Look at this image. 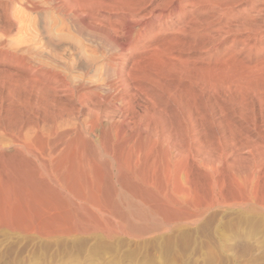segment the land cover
I'll list each match as a JSON object with an SVG mask.
<instances>
[{"label": "rangeland", "instance_id": "374dc122", "mask_svg": "<svg viewBox=\"0 0 264 264\" xmlns=\"http://www.w3.org/2000/svg\"><path fill=\"white\" fill-rule=\"evenodd\" d=\"M131 1H134L135 3L138 4V5L135 4V6H133L134 2L130 3L129 7L130 8L132 7V9H134V7L137 8V7L141 6V4H143L144 2L149 1V0H144L143 3H142L143 0H131ZM165 1L166 0H152L151 1L152 3L150 2L151 3L150 6H155V5H157V3L159 4V2H163V4H165V3H168L171 0H169V1L167 0L168 2L167 1L165 2ZM177 1H178L177 4H179L180 9L182 8L178 12L182 11V13H185V17H184L185 21L187 19V20H190V22H196V24L201 22L202 25H205L204 22H206V20H207V24H208L209 27H205L206 26L205 25V26H202V28H203V29L201 28L202 30L199 29L200 31L199 30L198 31H196V30H193V31L192 30H187V33H185V31L179 33V31L178 32L176 31L179 26H177V24H175V22H173V23H169V26H168L167 29L162 30L159 35L154 37L156 39H153L152 43L154 44L156 42L155 45H158V44H159V46L167 45L166 43L162 44L164 42L162 36L165 38V40H169L168 43L170 42V39H171V43L170 44L174 45L173 42L176 43V41H173V40H176L177 37H175V39L174 38H170V37L171 36L174 37V35L176 33H179L178 34L179 35L178 38H180V39L182 38L181 41H180V39H178L179 41H177L178 43L181 42L179 44L180 47H179V45H177L178 43L175 44L176 46H178L177 48L175 46L172 47L170 45L173 48L172 51L174 50L173 53H175V56H173V57H177L181 53L183 56L180 55V57L182 59L187 58L186 59L187 66H189L187 68V70H185L183 68H180L179 71L176 72L175 71V70H177L176 68L178 66L180 67V65L175 62L174 65H173L174 67L172 66V64H171L170 67L168 66V68H170L171 71H169V69H168V71H167L168 73H166V71H165V73L163 72L164 74L159 72L161 75L158 72L157 73L155 72L156 74H154L153 72H148V71H146V70H144L142 68L145 65L144 63H146V61H144L145 58H143V57H145V55L148 52V51L146 52V50H142L143 48L141 46L142 45L144 46V44H145L144 42H141L140 45L138 44L137 53L130 52V51H132L130 49L126 50V51H124V50L122 51V48H120L121 46L119 47V45L121 43L118 44L119 43L118 42L117 45H115L116 44L115 41L114 42L113 41L110 42L108 39H102V41H101V38L99 37V35L96 36V37H95V35H92L90 37L91 34L89 33V30L88 29L86 30L85 28H83L89 33V37H88V33L84 30V32H85V34H84V32H82L83 29L81 30L79 28V25L70 24L61 15H58L57 13H54V11H52V10H47V11L43 12L41 14V16H40V14H38L36 12H33V11H28L27 10L28 11L27 12L26 9L22 7L24 9V11H23L22 8L19 5H16L15 3L12 4V5H14V7L12 6L13 7L12 8L13 12L11 14H12V18L15 17V18H13L14 20L12 19V23H15L14 21H17L16 23H19L20 21L18 22V20H15V19L21 20V18H23V19L21 20V22L19 24L21 25L23 23L22 22L23 20H24V23H23V26L21 25L22 27L18 24L20 26L19 28H18V25L16 23H15L16 25L12 24V25H14V26H12L14 29L16 27L17 28L14 30L11 27V30L6 32L5 31V26H6L5 23L6 22H4L5 21L4 18L2 19V17H1L2 12L0 11V21H2V23H3L2 24L0 22L2 24V25H0V28L2 27L0 29V39L1 38L3 39V40L2 39L0 40V42H1L0 43V127H1V129H0V145H1L2 141L4 142V143L2 142L3 144L0 147V153H1L0 155H3V156L5 155L4 157L9 158V157H11L12 154H13L12 155V157H13L14 155H16L17 152H20V154L19 153L17 154L16 159H18L19 161L21 160L23 162V159H25L24 156L26 157V155L24 154V148H23L22 144L19 143V141L21 142V140L24 139V135L28 131L29 132L33 131V128L35 130L38 129V131H40V130L41 131H45V133L47 132V135L48 134L50 135L51 133L52 134L54 133V135L51 134L52 138H53V136L55 138V135H56V138H58V137H60V135H62L61 136L62 140L63 139H65V140L71 139L72 137L75 136L76 132L81 131L82 134L84 135V138L88 141V145H89V148L84 152L85 157L88 158L90 163H94L95 162L97 165L100 164L99 166L101 168L105 165V167L102 168V169H104V171L106 170L105 172H108V173H105V174H106L107 178L109 177V180H110L109 174L112 172L110 174L112 176V179H111L112 181L111 180L109 181V185L111 184L113 186V188L111 189V187H112L111 186L109 189H111L112 190L111 192L114 193L113 196L116 198V200L118 202L121 200L119 202V204L122 203L120 205L121 207L123 205V208H126V206H127L126 203L130 202V203H132L134 205V208H137L136 210H138L139 208H140V210H144L143 209L144 207H143L142 203H140L139 200L137 199V195H135L136 197H134V195H132L134 197L133 198L131 195L128 196V195L123 194V192H122L123 191L122 190V181H123L124 177L128 176L129 181L134 182V184L136 183V185H138L140 183V185L143 184L145 186H149V185L153 186L150 183L148 184V182L151 181V179L149 180V178H150L149 176H152L151 174H153L154 176H152V177L154 178V177H156L155 176L156 172L158 174V171H159L162 174L161 173L158 174L159 176H157V179L156 180H155V178H154V180L152 179L153 182H151V183L154 184L156 182L155 184L157 185V183L163 182L164 183L163 186L165 187V185H166V189H167L168 195H167V192H164V193H166V196L163 195V193H161V197L164 196V198H166L168 196L174 195L175 192L174 193L172 192L174 189H175L174 191H176V195L175 196L177 197V196H179L178 193L180 192L179 191L180 190L179 187L182 186L181 187V189H182L184 187V185H185V187L187 185L188 188L190 187L189 190L192 189L190 191V199H189L190 201H189V203H187V204L183 203L185 205L178 203L175 206H176V208L177 207L180 208L182 206V209H183V206L186 207V205L187 206L191 205V207L194 210V209H197L196 207H198L199 204H201V203L202 204L204 203L203 205L209 204L210 206H212L210 204V202H205V199L203 198V197L207 198L209 196L211 197V194L214 197L215 201L216 200H222V199L225 200V199H228V198H232L233 195L234 194L236 195V193L238 191L240 192V193L238 192L239 195L244 194V189H243L242 185H239L238 184L239 182L236 183L235 182L236 179H234L238 175L235 174V176H231L230 174L232 173V175H234V173H238L239 175H241L243 173V171H244L243 170L244 169L243 168L244 164L243 165H241V164L243 162H246V163H248V161L251 162L252 161L251 157H252V159H255V160H253L254 163L251 162V163H249V165L248 164L247 165L250 166L251 168H256V169H254L256 173H259L258 171L260 169H262L260 171L261 174L259 173L260 174L259 176H258V174H256V179H257V177H259L258 179L259 180L261 179V182H263V183H261L260 181L259 182L255 181V184H257V185H255V187L256 188L258 187L257 190H256L257 195H259L258 197L256 196L258 199L255 197V200L253 201V204H251V205L244 203L245 205H247V207L250 205L247 208L248 210L245 209L246 206L244 204L243 205H244L245 208L243 207L242 204L235 205L232 202V200H225L226 202L223 201L224 205L220 204V205H218V207L215 206V208L214 207H210L209 205H207L206 208H205V210H206L205 213L207 212V214H206L205 217L204 216L202 217V218H205V220L201 218V220L199 219V221H196L197 223L196 222H194V223L193 222H187L186 223V221H180V223H182V225L181 224L179 225L178 222H176L177 224L175 223V225L177 227L174 225V223H173V225L166 223L167 224V226H166V224L162 220L161 216L158 217V214L155 215L154 217H152V218H155L157 216V218H155L153 220H152V218H151V220L147 219L149 222L148 221H146V222H148V223H145L144 221L140 222V220H137L138 219L137 217L132 216L133 218H131L130 220H132L133 222H136V223L138 221V222L142 223V225L148 224V226H149V228L151 230H153V228H154L153 225H155V224L157 225V227H156L157 229L159 228L158 226H160V228H162V227L164 228V229L163 228L160 229V231H159V229L157 230L156 228H154L156 230H153V232L151 231L153 234L149 231L150 229L148 227L145 229L147 231H144L142 233H140L138 231H132V229H129L128 227L131 228L130 225H128V224L126 225V224L122 223L121 219L118 216H116L115 213L112 214V212H113V207L112 206H111L112 207V211L111 210H108L109 212L105 211L107 214L109 213V215H112L111 217H109L108 215L105 214V212L103 214L102 211H100L98 208H96L93 205L95 207L94 208L90 202H87L88 203L87 204L86 202L82 201L83 202L82 203L81 200H79L78 204L81 202L80 206L81 205L83 206V204H85V207L86 206L87 207L84 208V206H83V209H85L83 211V209L79 205L75 204V205H73V209L77 208V210H80V212H82V215H83V212H84V215H86V216L83 215L84 218H86L88 216V214H87L88 210L91 209V210H89V212L92 213V214L89 213V215L90 216L95 215L96 217L92 220V219H89L90 218V216H89V217H87L88 220L94 221V220H96L98 215L99 216L103 215V217H105V215H106V218L109 217V218L112 219L114 217L113 219H115L116 221L115 222H113V221L111 222V223H114V224H109L110 221H111L109 218H107V222H106V218H101V217L99 218L98 217L97 219H101L102 220V222L100 220H98V221H100L99 224H101V226L98 225L99 226L98 227L99 230L98 229L94 230L93 232H91L89 234L88 233L87 234L80 233V232L77 233V234L76 233H73V234H70V235L68 234L69 236L68 235H55V236L51 235V236H47V235H44V234H41V233H40L41 234L40 235L37 232L38 230H36V229L35 230H24V231L22 230L21 231L18 228H13V230H12L11 227L0 223V264H264V209H263L264 208V205H263L264 203H263V201L261 202V200H262L261 197L264 196V194H263L264 193V191H263L264 190L263 189V187H264V171H263L264 170V165H263L264 162H262L263 163L262 164L263 168H260L261 165L260 166L258 165L260 158H261L260 159L261 161L264 160V112H263L264 108L262 107L263 105H261V103L264 104V100H263L264 94L263 95L261 94V92H263V90H264V88H262V86L264 87V83H263L264 82V72H263L264 69L262 67H260V69H263V71H262L263 72L262 73L263 74L262 80L259 81V80L256 79V77L258 78L259 75H261V72H260L261 70L256 65H258V62H260L261 59H262L261 60V64H264V63H262L264 61V58H263L264 57V0H204V2H206V3L203 2L204 4H200L199 6H196L198 4L197 3L198 0H196V3L194 2L195 0H190V2H189V0L188 1L187 0H177ZM180 1L181 2L183 1V2L181 3ZM200 1L201 0H199V2ZM202 1L200 3H202ZM129 2H130V0H129ZM191 3H195L194 7L196 9L192 8L191 6H189V4L191 5ZM185 4H186V6H185ZM232 5H234V6H232ZM15 7H17L18 10L23 11V12H20L17 9L15 10ZM175 7L179 8L178 5H176ZM228 7H229V9H228ZM232 8H233V10H232ZM191 10H193L194 13H192ZM221 12H224V13L221 14ZM13 13H14V15H13ZM15 15H17V18H16ZM54 15H56L57 17L54 16ZM192 15H195V16L192 17ZM115 18H116V14H114L112 19H115ZM191 18L193 19V21H192ZM209 18H211V19L215 18L214 20L216 22L214 20L209 21L210 20ZM53 19H54V21H53ZM25 20H26V22H25ZM198 20H199V22H197ZM62 22H63V24H62ZM211 22L213 24H211ZM67 24H68V27L67 28L64 27V25L67 26ZM69 24H70L71 28L69 27ZM198 26H200V25L198 24ZM18 29H20L21 32ZM78 29H80V30H78ZM12 30H13L14 33L12 32ZM24 30H27V31H24ZM173 31H176L175 34H174ZM257 31L261 35H259V33ZM9 32L10 33L12 32L11 35L9 34ZM261 32H263V34ZM7 33L10 35L9 37H8ZM204 33H205V35H204ZM189 34H192V36L190 37ZM81 35H82V37H81ZM83 35H86V37L85 36L83 37ZM166 35L169 36V38ZM181 35L183 37L184 36L185 37L183 38ZM186 35L189 38L188 37L186 38ZM176 36H177V34H176ZM200 36H202V37H200ZM92 37L93 38H97V40L100 38V41L98 40L99 41L98 42L97 40L93 39ZM196 37H197V39H196ZM83 38H85V40ZM20 39H21V41H20ZM86 39H88V41L91 39L92 40V41L90 40L91 43L89 44ZM159 39H161L160 42H159ZM186 39H187V41H190V44H189V42L186 43V41H185ZM207 39L210 40L211 43L218 42L217 39H219V42H218L219 44L218 43H216V44L214 43V45L212 44L213 46L216 47V49H214L215 47L211 48L212 47L210 45L211 43L209 44V46L207 45V43L210 42V41H207ZM255 39H256V41H255ZM93 40L96 41V44H95V41H93ZM252 41H253V43H252ZM21 42H22V44H21ZM97 42H98V44H97ZM165 42H167V41H165ZM92 43H93V46H92ZM182 43L184 45H181ZM204 43H206L205 45H207L208 47L211 46L210 49L207 48V46L205 48ZM18 44H20V46ZM186 44L187 45L189 44V47L192 45L190 47L192 51L190 49L188 51L187 47H185V49H183ZM245 44H247L248 46L245 47ZM106 46H107V49H106ZM161 47H163V46H161ZM167 47H169V46L167 45ZM171 47L168 48L169 51H168V49L166 47L165 48L167 49V51L163 47L164 50L166 51V54L168 53L170 55L172 53V51H170ZM174 47L176 48V51H175ZM99 48H101V51H100ZM181 48L183 49V50H181V52L177 51L178 49H181ZM230 48H231V50H230ZM108 49H110V51H108ZM200 49H202V50L204 49L206 52L202 51ZM184 50H186L187 52H184ZM196 50H198V51H196ZM182 51L185 54L182 53ZM238 51H239V53H238ZM22 52H23V54H22ZM197 52H198V54H197ZM233 52L235 54H233ZM123 53L124 54L126 53L128 55L127 57L130 58L129 59V61H130L129 63L130 64H128L127 69L129 67H131V64L135 63V65H136L135 67L133 66L134 64L132 65V70L133 71L135 70L133 73H136L137 70L140 71L139 75H137L139 73L138 71H137L136 75L134 74L136 79H139V81L135 80V78H134V80L136 82L134 80H132V81L135 84L137 82H139V83L136 84V86L138 85L137 88H141L142 89L144 87L142 92H141V89H139L140 91H137L138 90L137 88H136L137 89L136 92H135V90L133 88H128V91H127L126 87L123 86L122 83H121L120 73L117 70L119 67L117 68V67H114V66H119V64L116 63V61H119L118 57L121 56ZM228 53L230 55H232V56L234 55V57H233L234 59H235L236 54H237L238 58L236 57L237 60H235V61L236 62L237 61H242V62L245 61L243 63L244 65L242 66L241 62H240L241 64L239 62H238L239 64L238 63L234 64V62H235V61L233 62L234 59L232 58V56L228 55ZM241 53H243V55L246 53L247 56L244 55L245 56L244 57V56H242ZM191 54L193 55L192 59H190L191 58L190 57ZM13 55L15 56L14 57L15 60L14 59L11 60V58H13ZM115 55H116V57H115ZM172 55L173 54H171V56ZM185 55H188V56H185ZM197 55H199V57ZM226 55H228L227 58H226ZM238 55H240V56H238ZM18 56H19V58L16 60V58ZM22 56L25 59H23ZM138 56H139V58H138ZM207 56H209V57H207ZM104 57H105V59H104ZM107 57H108V59H107ZM196 57H198V58H196ZM228 57H230V58H228ZM240 57H241V60H238ZM243 57H244V59H243ZM246 57H249V58L246 59ZM140 58H142V59H140ZM194 58H195V60H194ZM221 58H223V59H221ZM21 59H23V61ZM26 59H28L29 62ZM86 59H88L89 61L86 60ZM109 59H114L113 60L114 65L111 66L112 68H108V70H104L105 65L103 63H105V62L107 63V61ZM214 59L218 63L213 61ZM219 59H220V61H219ZM225 59H226L227 62L225 61ZM227 59H231L232 61H229ZM25 60H26V62H25ZM91 60L93 61V63H91L92 62ZM21 61H22V63H21ZM87 61L89 62L88 65L86 64V63H88ZM210 61H213L214 64H213V62H210ZM256 61H258V62H257L256 65H254V63ZM15 62L16 63L19 62L18 64L21 63L22 67H25V65H28L26 68H30V69L22 68L20 65L16 64ZM30 62H31V67H29L30 66ZM32 62H34V64ZM230 62H232L233 64L230 63ZM40 63L43 64V65H41ZM211 63H212L211 66H213V68L214 67L215 68L216 67L219 68L222 65L224 66L225 65L224 63H226V65L229 64L230 66L232 64V65L237 66V67L240 65L239 68L244 67L243 69L246 71L248 76H250L251 75L250 73L252 72V77L254 76L253 78H255V80H254L255 82L253 81V78H251V80H250L251 82L250 83H252V84L249 83L250 85L246 86V89H248L249 91L245 89V91L243 93H236L235 89H234L235 87L233 88V85H231V84L230 85L229 84L222 85L223 88H224V86L226 88H228V90L226 88H224L226 91L222 88L223 92L221 91V89L220 90L217 89V88H220L221 86L215 88L216 90H218V93H217V91L212 89L213 87H211L205 81H204V84H206V85H204L203 84V80L201 82V85L203 84L205 87L203 85H202L203 87H200V85H199L200 83L199 82L201 80L198 78V74H200V69H210V70L212 69V70H214L215 68L214 69L213 68H209ZM80 64L84 65V66H81ZM204 64H206L207 66L204 65ZM219 64H220V66H219ZM261 64L258 65V66H261ZM245 65H246V67H245ZM137 66H138V69L136 70ZM253 67H256V69L255 68L253 69ZM31 68L34 69L35 71L32 70ZM114 68H115V70H114ZM195 68H198L199 72H198V70L196 72ZM217 68L215 70H217ZM249 68H252L251 70H254L255 74L256 73L257 74L253 75L254 72L251 71V70H249L251 72L248 73L247 71H248ZM257 68H258V70H257ZM181 69H183V70H181ZM189 69H190V71L194 70L195 72H190ZM26 70H28V72ZM47 70H49V71H47ZM37 71L40 73V75H39V73ZM185 71L186 72L188 71L187 75H186V73H184ZM42 72H44V73L46 72L47 75L42 73ZM189 72H190V75H189ZM193 73L194 74L198 73V74L197 75H193ZM158 74H159V76H158ZM167 74H169V76H167ZM170 74H174L173 77ZM175 74L177 75V77H174ZM181 75L183 77H181ZM191 75H193V76H191ZM42 76H43L44 80H43V78H39V77H42ZM108 76H109V78H107ZM144 76L146 78H144ZM166 76L170 77V79L171 78L172 79L170 80L168 78L169 79L168 80L167 78H165ZM178 76L181 78V80H180V78ZM185 76H189V77L191 76L190 77L191 79L189 77H188V79H185ZM194 76L198 79V80L197 79L196 80L198 81L199 84L197 83V81H195V77ZM46 77H47V79H46ZM132 77H133V75H132ZM156 77H157V79H156ZM10 78L12 79L11 82L13 81V83H15L16 85L15 84H12L14 86L11 85ZM14 78H15V80H14ZM113 78H115V79H113ZM148 78H150V81H152L151 79H153V78H154V80L156 79L157 80L156 83H159V82L165 83L167 81H168V83H166V84H161L160 83L161 84V86H160L159 84L156 85L155 81H154V84L152 82L148 81L149 80ZM173 78H178V79H173ZM260 78H261V76H260ZM260 78H258V79H260ZM108 79H110V82L108 81ZM112 79L114 80V82H113ZM40 80H42V81L40 82ZM46 80H50L51 82L54 81V83H51L53 89H48L46 87V84H45ZM164 80H166V81L164 82ZM177 80H178V82H177ZM15 81H18V82H15ZM144 81H146V82H144ZM174 81L177 84L176 83L174 84ZM19 82H20V84H19ZM133 82H132V84H133ZM140 82L141 83L143 82L144 84L147 83V85L143 84L144 85L143 86L142 84H140ZM92 83L94 84V86H92L93 85ZM95 83L97 85H100L101 87L100 86H98V87L100 89L102 88V90H100L97 87V85H95ZM114 83H116V84H114ZM183 83L187 84V85H190V86L186 87ZM257 83H259L258 86H260L261 89H259L260 87L258 88L257 85L255 86V84H257ZM17 84H18L19 87L17 86ZM104 84L105 85L107 84L106 85L107 87ZM110 84H112L113 86L110 85ZM118 84H120L121 86L118 85ZM56 85H58V86H56ZM155 85L156 86L159 85V87L157 88ZM172 85L174 86L173 89H177L176 86L178 85L179 86L178 89L181 88V90H179V91L178 90H172V88H171ZM194 85H197V86H194ZM86 86H88V87H86ZM90 86L93 87V88H91ZM152 86L155 87V90H153L154 88L151 89ZM206 86L210 87L211 90H209V88H207ZM231 86H232V88H230ZM112 87H114V88H112ZM117 87H119V88L122 87V88L119 89ZM148 87L151 90H153V91L148 89ZM193 87H194V89H193ZM196 87L200 88V89H198V92H196L197 91ZM145 88L148 91L144 90ZM229 88L231 89V91H230ZM8 89H9V91H8ZM122 89H123V92H122ZM168 89L171 90L172 92L175 91L173 93L177 94L176 96H178V98H179L178 101L179 102L177 101L178 98H175L176 96H174V95H173L174 97L171 96L172 94H171V92ZM182 89H184V90H182ZM254 89H255V93H253ZM258 89L259 90L263 89V90L259 92ZM12 90L15 91V92H13ZM120 90H121V92H120ZM189 90H190L191 94L193 95V97L195 98V100L197 98L196 97V95H197V96H200L199 99L197 98V100H200L202 102L200 103L199 101L197 102V100H196V101H194L195 102L194 103L193 102L194 98H191L192 95H190ZM199 90H201V91H199ZM232 90H234L235 94L233 93ZM252 90H253V92H252ZM144 91L145 92L147 91V94ZM177 91L179 92V95H178ZM181 91H183L184 94H182ZM211 91L213 93L216 92L218 95L216 93H214L215 96H216L215 97L214 94ZM220 91L222 92V94H221ZM246 91L251 93V95L250 94L247 95L248 96V97H246L247 99L245 98L246 95L244 96V94L247 93ZM94 92H96V93L92 94ZM124 92H129L130 95L134 94V96L133 97L131 96V97L134 98V97L137 96V101L139 99V102L138 103H137V101H135L136 103L133 102L134 99L131 98L132 100H130L128 96L123 99L122 96L123 97L125 96ZM150 92H151V94H150ZM200 92H201V94H200ZM256 92H258L257 95L261 94V96L263 98L260 95H259V97H257L256 96ZM139 93L141 95H136V94H139ZM252 93L255 96L254 95L252 96ZM9 94H10V96H8ZM142 94L144 96L146 95L145 99H144V96H142ZM185 94H186L187 98L189 99V101L192 100V101H190V103L193 102V105L195 107L198 105V108L197 107L195 108L196 110L193 108L194 107L193 105H192V107H190L191 104L187 103V102H189L187 98L186 99L183 98L184 100L182 99V96L185 95ZM206 94L207 95L209 94L208 96L212 95L211 99H210V97L209 98L205 97ZM220 94L223 97L220 96ZM225 94L228 97L226 99H224L226 97ZM240 94L241 95L243 94L242 96H244V100H242V98H241L242 96ZM99 95L101 97L97 98ZM169 95L171 96V98L173 97L172 100L176 99V100H174L175 102L171 100ZM12 96H14V97H12ZM141 96L143 98H141ZM147 96H149L150 99L153 98L155 103H154V101L152 99L151 100L153 102L152 101H151L152 103L149 102L150 99L147 98ZM189 96H191V97H189ZM236 96H238V98ZM251 96L253 97V100H252ZM212 97H213V99H212ZM214 97H215V99H214ZM218 97H219V99H218ZM229 97H230V99L232 98V100L235 97L234 100H233L234 102L232 100H231L232 101L231 102ZM254 97H257L256 100H259L260 97H261L262 101H259V102L256 101V102H258V103H256ZM126 98H128V99L126 100ZM168 98H170V100ZM200 98L203 99V100H201ZM140 99H141V102H140ZM235 99H237V100H235ZM123 100L124 101L126 100L128 102L126 103V101L124 102ZM185 100L187 101L186 103L189 105V106H186V107H189V109L185 108L186 110H185V114H184V112H183L184 110H182V109H184L185 106L181 107V103L183 105H185L186 104ZM214 100H216V101H214ZM238 100H240L239 101L240 103L238 102ZM245 100L247 102L249 101V103L246 102V104H245L244 103ZM96 101H99V102H96ZM180 101H184V103L183 102L180 103ZM236 101L239 104L236 103ZM144 102H146L147 104L145 103V105H144ZM216 102H218V103H216ZM220 102H221L222 105L219 104ZM241 102L244 105H241ZM124 103H126L125 105H127L126 108L130 105L129 107L132 106L131 109L132 108L134 109V106H135L137 108V110L134 111L132 109V111H133L132 113L133 114L130 113V111H131L130 108L128 107L129 109H125ZM128 103H130V104H128ZM139 103L140 104L142 103V104L140 105ZM176 103L177 104L180 103V106H178L179 104L175 105ZM196 103H198V104H196ZM234 103L238 107V110L240 112H238L237 107H235V105H233ZM151 104H153V105H151ZM155 104L157 105V107H158V105H160L162 107L159 106L160 108L159 107L157 108V107H155L156 106ZM165 104H167V105H165ZM217 104H219V105L217 106ZM225 104L227 106L224 109ZM249 104H251L250 106H251L252 110H251L250 107H247V106H249ZM220 105H221V107L223 105L224 106L221 108ZM252 105H253V107H252ZM176 106H178V107H176ZM13 107H14V109H13ZM180 107H181V110H180ZM227 107L230 108V109L227 110ZM261 107H262V109H261ZM18 108H19L20 111L19 110L16 111V109H18ZM123 108H124V111H123ZM138 108L140 109V111L138 110ZM141 108H144V110L141 109ZM161 108H163V110ZM164 108L168 109V110L166 111ZM157 109L158 110L160 109L162 111V113L164 112V114H166V112L168 113V111H169L170 114L169 113L166 114L168 117L161 113L162 116L163 115L165 116V118L163 117L164 120L166 118H167L166 119L167 121L169 120L168 123H167V121L165 123L164 120L163 121H164L165 124L162 122V120H161L162 116L158 113V112H161V111H158ZM190 109H192V110L194 109V111H192V110L191 111L195 114V116L192 115L193 118L191 117L192 119H195V120H192V123L189 122V121H191L189 115L191 116V114H193L192 112L189 111ZM245 109L248 110V113L244 112ZM249 109L251 111H249ZM24 110L25 111L27 110V111L25 112ZM48 110H49L50 113L48 112ZM52 110H54V111H52ZM58 110L59 111L61 110V111L58 112ZM95 110H97V111H95ZM142 110H143V112H142ZM176 110H177V113L179 112L178 113L179 115L181 113L180 116L176 113ZM235 110H236V112H235ZM10 111L11 112L13 111V113H11ZM18 111L20 113H22L24 116H22V114H20V116H18V114H19ZM155 111H157V112H155ZM51 112H53V113H51ZM96 112H98V113H96ZM134 112L135 113L137 112V113L135 114ZM149 112H151V113H149ZM154 112L156 113L155 116L153 115ZM186 112H188L190 114L188 115V114H186ZM242 112H244L245 114H243ZM47 113L50 114V115H48ZM54 113H56V114L59 113L58 114L59 116L54 114ZM60 113H62L63 115L60 114ZM10 114H12V115H10ZM33 114H35V115H33ZM158 114L160 116V119L158 117ZM219 114H221V115H219ZM36 115H37L38 118L35 117ZM54 115H56L55 116L56 118L54 117ZM60 115H62V116H60ZM136 115H138L139 118L135 117ZM185 115L186 116L188 115V117H186ZM222 115H224V116H222ZM247 115H249V116H247ZM12 116H14V117H12ZM15 116H17V117H15ZM33 116H34V118L39 119V120L34 119ZM45 116H46V118H45ZM49 116H51V117H49ZM95 116H98V120H99L98 121V123H99L98 125L100 127V130H99V132H97V134L96 133H91V130H90V128L92 129V125H93ZM141 116L144 117V118H140ZM57 117H59V118H57ZM62 117L64 118V120H63ZM220 117H223V118H220ZM20 118H21V120H19ZM51 118H53V120H55V119L56 120L53 121ZM182 118H184V119L182 120ZM187 118H188V120H187ZM250 118H252V119H250ZM44 119H45L46 122L43 121ZM201 119H204L203 122H202ZM50 120H52V122ZM146 120H149V121L147 122ZM158 120H161L162 123L160 121H158ZM205 120H207V121H205ZM222 120H223V123L221 122ZM19 121H20V124H19ZM27 121L30 122L31 124L30 123L27 124ZM33 121H35V122L33 123ZM37 121H39L40 123L37 122ZM47 121H48V124H47ZM193 121H196V122H194V123H196V125L194 124L195 128H193V126H194L193 125ZM199 121H201V123H199V125H198L197 122H199ZM228 121H230L231 124ZM50 122H51V124H50ZM155 122H157V123H155ZM59 123H60V125L61 124L64 125L66 128L69 127V129H70V127H71V129L70 130L66 129L65 127H63L61 125L62 129H60V130H64V129L65 130L63 131L64 133H62V131L59 132V130L58 131L56 130L57 128L58 129L60 128ZM65 123L66 124L70 123L71 125L68 124L66 126ZM153 123H154V125H153ZM189 123L191 124L192 127L190 126ZM203 123H205V125L203 126L204 127V130H203L204 132L201 131L203 129V127H202ZM17 124L21 125V126L23 125V126L21 127V126H18ZM35 124H37V125H35ZM40 124L42 125V128H41ZM166 124L169 125L170 129L167 127ZM250 124H253L254 126L250 125ZM10 125H13V126H10ZM24 125H27V126L31 125L32 127L29 126L28 129H27V126H24ZM49 125H50V127H49ZM57 125H59V126H57ZM101 125L102 126L104 125V126L102 127ZM230 125L234 129L235 128L236 129L233 130V128L230 127ZM234 125H235V127H234ZM72 126H73V128H72ZM183 126H185L186 129ZM197 126H199L198 127L199 131L197 132V134H199V133L201 134V132H202V135L199 134V136H197V134H196V131L198 130V129H196ZM249 126H251L252 128H250ZM16 127L19 128V129H17ZM43 127L44 128L46 127V130ZM47 127H49L50 129L49 128L47 129ZM105 127H106V129H105L106 131L104 130ZM165 127H167V128H165ZM179 127H180V129L182 127L184 129V131L186 130V133L183 132V129H181L182 131L180 130V132L183 133V134L181 133L183 136L179 135V138H183L184 137L185 140L184 139L183 140L185 142L186 141L189 142V146H188L189 152L187 150H184V152H186L187 156L186 155L177 154V152H179V153L183 152V151L180 152L179 148H181L180 146H182L185 143H184V141H182V139H181L182 142H180L179 139H176L177 142H174L173 140H174L175 137L173 138L171 136V134H170L171 132L169 133L170 136H171L170 143L165 142V139H168L166 137L168 135L167 134L168 132H166V131H172V133L173 132H177V131L179 132V129H178ZM190 127L192 128L191 130L194 129L193 130L194 132L190 131ZM2 128H4V129H2ZM171 128H173L175 130L173 131V130H171ZM176 128L178 130H176ZM225 128H226V131H225ZM15 129H16V131H14ZM101 129H103V130L101 131ZM165 129H167V130H165ZM47 130H49L50 132L48 133ZM187 130H189V134H188ZM51 131H53V132H51ZM100 131L101 132L104 131L105 133L104 132L101 133ZM108 131L110 133L111 132L112 133L110 134ZM6 132H7V134H9L11 132L9 135H7L8 137L11 136L10 138H8L7 136H5V137L2 136V133L5 134ZM17 132L20 133V134H18ZM23 132H24V134H23ZM106 132H107L108 135H106ZM163 132L164 133L166 132L165 136L163 135L164 134ZM14 133L17 136H20V138L18 137L19 140H18V138H15L16 135ZM194 133H195V135H194ZM203 133H205V134H203ZM12 134H13V136H12ZM57 134H59V135H57ZM95 134L98 135V138H96L97 136ZM109 134L112 135L111 138H110ZM247 135L249 136V138L247 137ZM192 136H195V139ZM99 137H101V138H99ZM102 137H103V139H102ZM104 137H107V138H104ZM232 137H233V140H232ZM242 137H246V138H243L244 141L242 140ZM3 138H6L7 140L5 141ZM11 138H14L13 139L14 141ZM196 138H197V140H196ZM228 138H229V140H228ZM245 139H247V140L245 141ZM248 139L249 140L252 139V141L250 140V142L254 146H256V148L254 147V149L256 151H258V152H254L253 153V151H255V150H252L253 145L249 144L250 142H249ZM17 140H18V142H17ZM149 140H152V141L155 140L156 141V146H155V148H153L151 150L150 155H154L155 154V155L158 156V154H159V157L163 159L165 157V153L164 152L166 151V154H169L170 150H171V149L169 150V148L170 147L172 148L173 145L176 144V146H178V147H176V146L175 147L178 149V151H176L177 149L173 150V155L176 158L178 157L177 158L178 161L180 160L179 157H183L184 160L187 161L186 164L184 163V160H183V163H181L182 159H183V158H181V160L178 163L175 164L176 166L178 165V167L179 166L181 167V168L179 167V170L177 169L178 167L176 168V167H174L175 166L174 165V166L170 167V171H167V168H166L167 166L165 164L166 162L163 161V162H165V163H162V164H164L163 165L164 167H161V165L157 164L156 167L158 169L155 168L154 170H158V171H154L148 165L144 166L141 163H140V165H135V164H132V163H128V164L121 163V159H120L121 155L120 154H123V159H124L126 154H128V153L131 154V152L133 150H138L139 147L143 146L144 142H146V141L149 142ZM192 140H194V141L196 140L195 143ZM199 140H201L204 144L202 142L199 143L200 142ZM12 141L15 142V143L11 144ZM191 141H192V143H191L192 146L190 144ZM247 141L249 142L248 143L249 147H246V146H248V145L245 144V143H247ZM253 141H254V143H253ZM226 142H227V144H226ZM163 143H166L168 145H171L173 143V145H171V146L167 145L166 146V144L164 145ZM177 143H179V144L177 145ZM196 143L199 144V145L203 144V145H201V148L205 145L202 148L204 151L202 150V152H201V149L199 148V146ZM16 144L18 146H16ZM236 144H238V146ZM19 145H21V146H19ZM207 145L209 147H211V148L208 149L209 147ZM3 146L5 148H3ZM17 147H19V151L16 150V149H18ZM167 147H169V148H167ZM236 147H238V148H236ZM196 148L199 149V150H196ZM206 148L208 150H205ZM218 148H219V150H218ZM230 148H232V149H230ZM242 148H244V149H242ZM20 149L22 151H20ZM239 149L241 151L243 150V152H241ZM246 149H248V150H246ZM190 150H192V151H190ZM9 151H11V152H9ZM12 151H14V152H12ZM174 151L176 152L175 154H174ZM209 151H210L209 155L212 154V155H210L212 157L207 155ZM234 151H235V154L237 156L234 154ZM204 152H205V155L203 154ZM249 152L253 153L254 155L255 154H257V155L256 156H254V155L250 156V155H248V154H250ZM260 152H263V153L258 155V153H260ZM64 153L65 154H72V151L69 152L68 150H65L63 152V154ZM189 153H191L192 156ZM201 153H202V155H201ZM221 153H223V154H221ZM51 154H53V153L50 152V155H49V158H48V161H47L48 165H46V166L49 167V168H47V171L48 170L50 171V169H51L52 173L50 172L51 173L50 174V173H48L49 171L47 172L45 170L46 171L45 175H46V173H47V175H46V179L44 181V184L46 185L47 182L50 183L51 185L50 184H47V185H49L50 187L53 186L52 188H50V190L53 189L54 191H56V192H54L53 190H51V191H53V193H57L59 196L65 198V199L66 198L68 199L69 197L71 198V197L74 196V194L72 195L70 190H68L69 189V185L68 184H64L65 182L61 178L63 174L60 173V171L57 170V169H55V171H54V168H57V166H56L57 161H55V159L57 160V158H55L57 155L53 154V155H55V157H52L53 155L51 156ZM161 155H162V157H161ZM234 155L236 156L235 158H234ZM189 156H191L193 160H191L189 158ZM200 156H202V158ZM203 156H205V157H203ZM239 156H241L240 160H241L242 157H244L243 158L244 160L242 159L239 162L236 159ZM245 156L247 158L250 157V158H248L249 160L246 159L247 161H245V158H246ZM213 157L215 159H212ZM217 157H218L219 160L216 159ZM232 157H233V161L236 160L238 162L235 161V163L233 164V161L231 159ZM253 157H255V158H253ZM205 159L209 160V161H206ZM210 159H212L213 161L211 160V162H210ZM189 160H191L192 162L189 161ZM215 160H216V162H215ZM220 160L223 161V162H221V164H220ZM54 161H55L56 164L54 163ZM224 161H226V162H224ZM227 161L230 162V163H228ZM257 161H258V164H256ZM49 162H50V164H49ZM102 162H103V164H102ZM179 163H181L182 166ZM188 163H189V165H188ZM205 163L208 164L209 166H206ZM224 163H225V165L227 164L226 165L227 170L228 171H230V170L232 171V172H229V174H228V171L224 167L225 166ZM195 164H197V165H195ZM213 164H217V165L215 166ZM236 164H238V165H236ZM250 164H252V165H250ZM50 165H52V166H50ZM119 165H121V166H119ZM228 165L229 166L231 165L230 166L231 169H228L229 168V167H227ZM247 165H245V166H247ZM213 166H215V167L213 168ZM236 166H238L237 169H239V170H236ZM252 166H254V167H252ZM29 167L28 168L26 167L25 170L27 171V169H30L27 172L29 174H31L32 166H29ZM159 167H160V169H159ZM182 167L184 168V170H182ZM188 167H189V169L192 168L194 171L193 170L189 171ZM222 167H224L223 169H225L226 171L225 170L223 171ZM175 168H176V170H174ZM240 168H242V170H243L242 173H239L241 171ZM257 168H260V169H258V171H257ZM141 169H144L145 174H146V171H147V173L148 172H154L155 174L154 173L146 174V176L148 175L147 177H149L147 179V177H142L143 175L138 173L139 170H141ZM215 169L217 170L216 172H215ZM212 170L214 171L215 174L213 173ZM233 170H236L238 172L233 171ZM134 171L136 172V177H135L136 179L134 178V176H135V174H134L135 172ZM175 171H181V172H179V175L181 174V176H179L178 173L175 172ZM183 171L184 172L189 171V173L186 172V174H189V177H191V178L194 177L195 182H194L193 178L191 179L189 177L188 178L190 179V182L191 181H193V182L189 183L188 180L186 181L185 176L182 175L184 173ZM53 172H55V173H53ZM56 172H58L59 174L57 173L58 174L57 175ZM163 172H165V173H163ZM171 172H173L174 176L172 175ZM219 172H220L221 175H218ZM225 172H227L228 175ZM168 173L171 176L169 177V180L167 182L168 184H166V179H168ZM193 173L194 174L198 173L197 177L199 178V180H198V178H196V175H194ZM208 173H209L210 176L208 175ZM52 174L54 176H52ZM132 174H134L133 177L131 176ZM190 174H191V176H190ZM205 174L207 175V177L209 176L208 177L209 180H207V177L205 176ZM225 174H226V177H225V179H223L224 178L223 176H225ZM138 175H140L139 178H141V179L138 178ZM161 175L164 176V177H162ZM216 175L218 177H216ZM261 175H262L263 178L261 177ZM47 176H48V178H47ZM166 176H167V178H165ZM200 176H203V177H200ZM221 176H222V178H221ZM160 177H162V179ZM176 177H178L177 181L183 182V183H176V180H175ZM179 177H181V179H179ZM229 177L232 180H234V181H232L231 179H230L231 180L230 181ZM232 177H234V178H232ZM142 178H144V179L146 178L148 181H145L146 179L144 180ZM200 178L202 180H203V178H205L207 180V182H209V183L205 182L206 180L202 181ZM218 178H220L219 181H218ZM134 179L135 180L138 179L137 182H135ZM163 179H164V181H163ZM258 179H257V181H258ZM140 180H142V183H141ZM216 180H217V182H215ZM120 181H121V183H120ZM138 181H139V183H138ZM170 181H171V183H170ZM198 182H200L199 185L201 184L200 185L201 188H199L200 186L199 187L197 186L198 188L196 187V185H198L197 184ZM226 182H227V184L224 185V183H226ZM228 182L229 183L233 182L231 184H234V186L231 185V184H228ZM55 183H57V184H55ZM115 183H117V184H115ZM259 183H260V185H259ZM113 184H115V185H113ZM177 184H179V187H178ZM181 184H183V185H181ZM202 184H206V185H202ZM192 185H193L194 188L192 187ZM209 185L212 186L209 189H208V187L207 188L203 187V186H209ZM226 185H228V186H226ZM49 186H48V188H49ZM240 186L242 188H240ZM259 186H261V188H259ZM231 187L236 192L234 190H231L232 189ZM62 188H64V189H62ZM176 188L179 189V190H176ZM238 188L240 190H238ZM65 189H67L68 191L65 190ZM193 189H195L194 191L197 192L198 197H196L197 194L193 191ZM228 189H229V191H228ZM59 190L61 192L63 190H65L66 193L64 191L61 193V192H59ZM208 190H210V191H208ZM116 191H117V194H116ZM170 191H171V195H170ZM177 191H179V192H177ZM182 191H183V189H182ZM217 191H218V193H217ZM225 191H226L227 194L225 193ZM230 191H232L233 193L235 192V193L233 194ZM258 191H260V193L263 194L261 197H260V193ZM68 192H70V193H68ZM200 193L201 194L203 193V194L201 195ZM215 193H217L216 196L218 195L217 196L218 199L216 198ZM63 194H64V196H63ZM66 194L68 195L67 197H66ZM193 195H194V197H193ZM200 195L201 196L204 195V196L201 197ZM199 196H200V200H199ZM192 197L194 198L193 201H192ZM213 197L210 198V199L209 198L206 199V201H210L211 200V203H212V201L214 200ZM220 197H221V199H219ZM74 198H75V196H74ZM195 199L196 200L198 199L199 202H201V199H202V201L204 200V202H201V203L198 202V204H195L197 202ZM256 200H258V202ZM263 200H264V197H263ZM255 201L257 203H255ZM190 202H195V203H190ZM230 202H232V203H230ZM261 203H262L263 206L260 205ZM194 204L198 205V206H194ZM231 204H232V206H231ZM233 204H234V206H233ZM257 204H258L259 207L262 206V209L261 208L258 209V207H256ZM89 205H91L94 209L92 207H90ZM225 205H226L227 209L221 207V206L225 207ZM238 205H240L239 206L240 208L237 207ZM252 205H254V207ZM74 206H77V207L74 208ZM191 207L188 206L189 209H191ZM241 207L244 208V209H241ZM95 209H97V210H95ZM109 209H111V208H109ZM249 210H250V212H249ZM85 211H87V213ZM126 211L131 213V211L128 208H127ZM252 211H254V213ZM93 212L97 213V214H94ZM101 212H102V214H101ZM110 212H111V214H110ZM114 212H115V209H114ZM148 213L149 212L147 211L146 214L149 215ZM91 218H93V217H91ZM117 218L120 219V220H118ZM158 218L160 220H158ZM103 219H104V222H103ZM108 221H109V223H108ZM105 222L108 223L110 226H107ZM150 222H151V226H150ZM183 222H185L186 224H184ZM103 223H104V226H106L108 228L111 227L112 230L116 227L120 233L118 231H116L117 230L116 228L113 230V232L111 231L109 233H106L102 228H100V227H103ZM121 223H122L124 228L122 226L117 227V225H121ZM158 223L162 224V225H159ZM111 225H114L115 227L111 226ZM125 226H126L127 229L125 228ZM171 226H173V227H171ZM100 229H102V230H100ZM133 230H134V228H133ZM162 230H164L165 232L162 231ZM114 231H116V232H114ZM124 231H126L127 233L124 232ZM155 231H157V233ZM133 232H134V234H132ZM146 232H147V234H145ZM154 232H155V234H154ZM161 232H163V233H161ZM159 233H160V235H159ZM111 235H113V237Z\"/></svg>", "mask_w": 264, "mask_h": 264}, {"label": "bare ground", "instance_id": "6f19581e", "mask_svg": "<svg viewBox=\"0 0 264 264\" xmlns=\"http://www.w3.org/2000/svg\"><path fill=\"white\" fill-rule=\"evenodd\" d=\"M152 0H149V1H146V2H144V0L142 1V3L143 4H141V6H139V7H137V8H135L134 7V9H132V7L130 8L129 6H130V3H133L134 1H131L130 0V2H129V0H0V11L2 12V14H1V17H2V19L4 18V22H6L5 24H6V26H5V31L6 32H8L9 30H11V27L12 26H14V25H18L20 22H21V20L23 19V18H21V20H19V19H15V20H18V22L19 23H16L17 21H14L15 23H12V19L13 18H15V17H13L12 18V8L14 7V5H12V4H16V5H19L21 8L23 7V8H25L26 9V11L28 10V11H33V12H36V13H38V14H40V16H41V14L43 13V12H45V11H47V10H52V11H54V13H57L58 15H61L66 21H68L70 24H72V25H79V28L82 30L83 28H85L86 30L88 29L89 30V33L91 34L90 35V37L92 36V35H95V37L96 36H98L99 35V37L101 38V41H102V39H108L110 42L111 41H115L116 42V44L115 45H117V43L118 44H120L119 45V47L120 48H122V51L124 50V51H126V50H132V51H130V52H134V53H137V46H138V44L140 45L141 44V42H144L145 44H144V46L142 45L141 47L143 48L142 50H146V52H147V54L145 55V57H143V58H145L144 59V61H146V63H142L143 65H144V67H142L144 70H146V71H148V72H153L154 74H156L157 72L159 73H162V74H164L165 73V71H166V73H168L167 71H168V69H169V71H171L170 70V68H168V66L170 67L171 66V64H172V66L174 65V63L176 62L177 64H179L180 65V67L178 66L176 69L177 70H175L176 72H178L179 71V69L180 68H183V69H185V70H187V68L189 67V66H187V61H186V59L187 58H185V59H182L181 57H180V55H182L181 53H180V55H178L177 57H173V56H175V53H173V51H172V47L173 46H175L176 48L178 47V46H176L175 44L176 43H178L177 41H179L178 39H180V38H178L179 37V33L180 32H184L185 31V33H187V30H196V31H198L199 29H201L202 28V26H205V27H209L208 26V24H207V20H206V22H204V24L205 25H202V23L200 24V23H198L200 26H198V24H196V22H190V20H187L186 19V21H185V13H182V11L181 12H178V11H180L181 9H180V7H179V4H177L178 3V1L177 0H171V1H167L168 3H165V4H163V2H159V4L157 3V5H155V6H150V4L152 3L151 2ZM165 1V2H166ZM188 1V0H187ZM202 1V0H201ZM200 1V2H201ZM140 2V1H139ZM151 2V3H150ZM181 2V1H180ZM183 2V1H182ZM181 2V3H182ZM189 2H190V0H189ZM188 2V3H189ZM195 3H196V0L194 1ZM199 2V0L197 1V5L196 6H199L200 4H204V3H206V2H204V0L202 1V3H200ZM204 2V3H203ZM237 2V1H236ZM195 3H191V5L189 4V6H191L192 8H195L194 6H195ZM238 3V2H237ZM135 4L136 5H138L137 3H135L134 2V4H133V6H135ZM236 4V3H235ZM234 4V5H235ZM132 5V4H131ZM176 5H178V7L179 8H176L175 6ZM188 5V4H187ZM234 5H232V6H234ZM13 6V7H12ZM185 6H186V4H185ZM205 6V5H204ZM188 7V6H187ZM227 7V6H226ZM225 7V8H226ZM22 8V10L24 11V9ZM130 8V9H129ZM184 8V7H183ZM199 8V7H198ZM234 8V7H233ZM233 8H232V10H233ZM17 9V7H15V10ZM20 9V8H19ZM196 9V8H195ZM200 9V8H199ZM203 9V8H202ZM228 9H229V7H228ZM18 10V9H17ZM223 10V9H222ZM18 11H20V10H18ZM17 11V12H18ZM23 11H20V12H23ZM25 11V12H26ZM27 11V12H28ZM192 11V13H194L193 12V10H191ZM190 11V12H191ZM32 12V13H33ZM231 12V11H230ZM234 12V11H233ZM50 13V12H49ZM52 13V12H51ZM222 13H224V12H221V14ZM35 14V13H34ZM114 14H116V18L115 19H112V17L114 16ZM13 15H14V13H13ZM50 15V14H49ZM16 16V18H17V15H15ZM51 16V15H50ZM54 16H56V15H54ZM195 15H192V17H194ZM222 16V15H221ZM225 16V15H224ZM27 17V16H26ZM57 17V16H56ZM20 18V17H19ZM47 18V17H46ZM59 18V17H58ZM39 19V18H38ZM192 19V18H191ZM210 19V20H209ZM208 20L209 21H211V20H214L213 18L211 19V18H209ZM14 20V19H13ZM41 21V20H40ZM53 21H54V19H53ZM192 21H193V19H192ZM195 21V20H194ZM201 21V20H200ZM215 21V20H214ZM1 23H2V21H0ZM23 23H24V20L22 21ZM25 22H26V20H25ZM173 22H175V24H177V26H179L178 28H177V32L179 31V33H176L177 34V36H176V34H175V32L176 31H173L174 32V37H170V38H174L175 39V37H177V39L176 40H173V41H176V43L175 42H173V44L174 45H171L170 43H171V39H170V42L168 43V41L169 40H165V38L162 36V38H163V40H164V42L162 43V44H164V43H166L169 47H167V45H161V46H163L164 48L166 47L167 49L168 48H170L171 46V50L170 51H172V53L171 54H173L172 56H171V54L169 55L168 53L166 54V51H167V49L165 48V50H164V48L163 47H161V46H159V44L158 45H155V43L153 44L152 43V41H153V39H156V38H154V37H156L157 35H159L160 33H161V31L162 30H165V29H167L168 28V26H169V23H173ZM197 22H199V20L197 21ZM216 22V21H215ZM0 23V25H2ZM23 23L21 24L22 26H23ZM12 24H14V25H12ZM62 24H63V22H62ZM61 24V25H62ZM66 24V23H65ZM70 24H69V27L71 28V26H70ZM210 24V23H209ZM211 24H213L212 22H211ZM210 24V25H211ZM20 25V24H19ZM18 25V28L21 26H19ZM21 26V27H22ZM212 26V25H211ZM4 27V26H3ZM64 27H68V24H67V26L66 25H64ZM2 28V27H1ZM0 28V29H1ZM13 28V27H12ZM17 28V27H16ZM15 28V29H16ZM14 29V28H13ZM14 29V30H15ZM22 29V28H21ZM24 29V28H23ZM80 29H78V30H80ZM85 29H83V31L82 32H84V30ZM203 29V28H202ZM201 29V30H202ZM19 31H20V29H18ZM73 30V29H72ZM85 30V31H86ZM205 30V29H204ZM207 30V29H206ZM24 31H27V30H24ZM200 31V30H199ZM12 32H13V30H12ZM11 32V33H12ZM18 32V31H17ZM21 32V31H20ZM81 32V31H80ZM81 32V33H82ZM87 32V31H86ZM195 32V31H194ZM193 32V33H194ZM258 32V31H257ZM11 33L9 32V34L11 35ZM14 33V32H13ZM23 33V32H22ZM26 33V32H25ZM80 33V34H81ZM88 33V32H87ZM86 33V34H87ZM89 33H88V37H89ZM184 33V34H185ZM190 33V32H189ZM259 33V32H258ZM262 34H263V32H261ZM8 34V33H7ZM8 34V37L10 36ZM24 34V33H23ZM84 34H85V32H84ZM166 34V33H165ZM169 34V33H168ZM182 34V33H181ZM198 34V33H197ZM200 34V33H199ZM257 34V33H256ZM22 35V34H21ZM162 35V34H161ZM190 35V37L192 36V34H189ZM194 35V34H193ZM203 35V34H202ZM204 35H205V33H204ZM254 35V34H253ZM259 35H261L260 33H259ZM258 35V36H259ZM4 36V35H3ZM86 37V35H83V37ZM167 36V35H166ZM182 36V35H181ZM20 37V36H19ZM81 37H82V35H81ZM98 37V38H99ZM168 38H169V36H167ZM183 37V36H182ZM185 37V36H184ZM183 37V38H184ZM188 36L186 35V38H187ZM200 37H202V36H200ZM205 37V36H204ZM255 37V36H254ZM5 38V37H4ZM18 38V37H17ZM21 38V37H20ZM57 38V37H56ZM93 38V37H92ZM100 38L98 39L99 41H100ZM122 40H121V39ZM160 38V37H159ZM161 38V39H162ZM167 38V39H168ZM189 38V37H188ZM193 38V37H192ZM2 39V38H1ZM0 39V40H1ZM84 40H85V38H83ZM93 39H95V40H97V38H93ZM161 39H159V42L161 41ZM182 39V38H181ZM181 39H180V41H181ZM194 39V38H193ZM196 39H197V37H196ZM248 39V38H247ZM3 40V39H2ZM5 40V39H4ZM87 41H88V39H86ZM91 40V39H90ZM90 40L88 41V43L90 44L91 42H90ZM95 40H93V41H95ZM97 40V41H98ZM191 40V39H190ZM204 40V39H203ZM218 40V42H219V39H217ZM20 41H21V39H20ZM92 41V40H91ZM98 41V42H99ZM165 41H167V42H165ZM186 41V43H188L189 42V44H190V41H187V39L185 40ZM194 41V40H193ZM207 41H210V40H208L207 39ZM255 41H256V39H255ZM19 42V41H18ZM98 42H97V44H98ZM158 42V41H157ZM218 42H213V43H211V41L209 42V43H207V45L209 46V44L212 46H210L211 48H213V47H215V46H213L214 45V43L216 44V43H218ZM239 42V41H238ZM1 43V42H0ZM181 43V42H180ZM180 43H178L177 45H179ZM192 43V42H191ZM251 43V42H250ZM252 43H253V41H252ZM5 44V43H4ZM21 44H22V42H21ZM95 44H96V41H95ZM189 44L187 45H185L184 46V48L183 49H185V47H187V49H188V51H189V49L191 50V46L189 47ZM206 43H204V45H205ZM213 44V45H212ZM219 44V43H218ZM217 44V45H218ZM237 44V43H236ZM19 46H20V44H18ZM171 45V46H170ZM181 45H184L183 43L181 44ZM207 45H205V48H206V46ZM92 46H93V43H92ZM207 46V48H209L210 49V47H208ZM235 46V45H234ZM246 46H248L247 44H245V47ZM76 47V46H75ZM74 47V48H75ZM114 47V46H113ZM140 47V46H139ZM174 47V48H175ZM179 47H180V45H179ZM183 47V46H182ZM73 48V49H74ZM134 48V49H133ZM162 48V49H161ZM176 48H175V51H176ZM204 48V47H203ZM204 48V49H205ZM235 48V47H234ZM100 49V51H101V48H99ZM106 49H107V46H106ZM182 48L181 49H178L177 51H180L181 52V50H183ZM186 49V50H187ZM202 50V49H200V50H202V51H205V50ZM214 49H216V47L214 48ZM76 50V49H75ZM103 50V49H102ZM118 50V49H117ZM141 50V49H140ZM186 50H184V52H187ZM208 50V49H207ZM230 50H231V48H230ZM235 50V49H234ZM243 50V49H242ZM245 50V49H244ZM255 50V49H254ZM108 51H110V49H108ZM168 51H169V49H168ZM192 51V50H191ZM190 51V52H191ZM196 51H198V50H196ZM227 51V50H226ZM237 51V50H236ZM253 51V50H252ZM120 52V51H119ZM129 52V53H130ZM183 51H182V53H184ZM189 52V53H190ZM206 52V51H205ZM231 52V51H230ZM114 53V52H113ZM139 53V52H138ZM142 53V52H141ZM179 53V52H178ZM192 53V52H191ZM237 53V52H236ZM238 53H239V51H238ZM237 53V54H238ZM22 54H23V52H22ZM104 54V53H103ZM109 54V53H108ZM116 54V53H115ZM118 54V53H117ZM132 54V53H131ZM140 54V53H139ZM185 54V53H184ZM197 54H198V52H197ZM232 54V53H231ZM233 54H235L234 52H233ZM237 54H236V57H237ZM242 54V56H244V55H246V53L243 55V53H241ZM21 55V54H20ZM113 55V54H112ZM134 55V54H133ZM177 55V54H176ZM208 55V54H207ZM225 55V54H224ZM223 55V56H224ZM228 55H230L229 53H228ZM228 55H226V58H227V56ZM17 56V55H16ZM108 56V55H107ZM128 55L125 53H123L121 56H119L118 57V59H119V61H116V63H118L119 64V66H114V67H119L117 70H118V72L120 73V79H121V83H122V85L123 86H125L126 87V90L128 91V88H133L134 90H135V92H136V90L137 91H140L139 89H141V88H137L138 87V85L136 86V84L137 83H139V82H137L136 84L132 81V80H134V78H135V80H137V81H139V79H136V77H135V75H136V73H137V69H138V66L136 67V73H133L134 71L132 70V65L135 67L136 65H135V63H133V64H131V67H129L128 69H127V67H128V64H130L129 62V59L130 58H128L127 57ZM183 56V55H182ZM185 56H188V55H185ZM184 56V57H185ZM195 56V55H194ZM198 57H199V55H197ZM206 56V55H205ZM222 56V57H223ZM230 56H232V55H230ZM238 56H240V55H238ZM241 56V57H242ZM247 56V55H246ZM14 55H13V58H11V60L12 59H14ZM112 57V56H111ZM115 57H116V55H115ZM131 57V56H130ZM183 57V58H184ZM191 58L190 59H192V57H193V55L191 54V56H190ZM198 57H196V58H198ZM207 57H209V56H207ZM219 57V56H218ZM225 57V56H224ZM234 57V55L232 56V58ZM235 57V59L233 60V62L235 61V60H237V58ZM241 57L238 59V60H241ZM245 57V56H244ZM244 57H243V59H244ZM250 57V56H249ZM249 57H246V59L247 58H249ZM19 58V56L16 58V60ZM22 58H23V56H22ZM113 58V57H112ZM138 58H139V56H138ZM202 58V57H201ZM205 58V57H204ZM228 58H230V57H228ZM264 58V57H263ZM23 59H25V58H23ZM23 59H21L22 61H23ZM104 59H105V57H104ZM107 59H108V57H107ZM106 59V60H107ZM117 59V60H118ZM140 59H142V58H140ZM147 59V60H146ZM189 59V60H190ZM203 59V58H202ZM221 59H223V58H221ZM242 59V60H243ZM261 59V58H260ZM15 60V59H14ZM27 61H28V59H26ZM26 60H25V62H26ZM30 60V59H29ZM86 60H88V59H86ZM113 60L114 59H109L108 61H107V63L105 64V63H103L104 65H105V67H104V70H108V68H112L111 66H113L114 65V62H113ZM132 60V59H131ZM135 60V59H134ZM137 60V59H136ZM194 60H195V58H194ZM193 60V61H194ZM218 60V59H217ZM227 60H229V61H232L231 59H227ZM262 60V59H261ZM261 60H260V62H258V61H256L255 63H254V65H256L257 64V62H258V65H260L261 64ZM22 61H21V63H22ZM89 61V60H88ZM87 61V62H88ZM92 61V60H91ZM133 61V60H132ZM199 61V60H198ZM204 61V60H203ZM213 61H215V62H217L215 59L213 60ZM213 61H210V62H213ZM219 61H220V59H219ZM225 61H226V59H225ZM228 61V62H229ZM244 61V60H243ZM250 61V60H249ZM248 61V62H249ZM29 62V61H28ZM135 62V61H134ZM142 62V61H141ZM189 62V61H188ZM195 62V61H194ZM202 62V61H201ZM200 62V63H201ZM209 62V61H208ZM222 62V61H221ZM227 62V61H226ZM242 63V66L244 65L243 63L245 62H242V61H235L234 62V64L235 63ZM16 63V62H15ZM19 63V62H18ZM18 63H16V64H18ZM21 63L20 64H18V65H20L21 67H22V65H21ZM33 64H34V62H32ZM36 63V62H35ZM82 63V62H81ZM91 63H93V61L91 62ZM192 63V62H191ZM190 63V64H191ZM206 63V62H205ZM218 63V62H217ZM230 63H232V62H230ZM238 63V64H239ZM240 63V64H241ZM262 63H264V61L262 62ZM24 64V63H23ZM26 64V63H25ZM41 64V63H40ZM87 65L89 64V62L88 63H86ZM137 64V63H136ZM194 64V63H193ZM196 64V63H195ZM213 64H214V62H213ZM225 65L223 66H221V67H219V68H217V70H215L214 68H213V66H211L212 65V63L210 64V66H209V68H213L214 70H210V69H200V74H198V78L201 80L199 83H198V79L195 77V81H197V83L200 85V87H203L204 85H206V84H204V81L207 83V84H209L211 87H213L212 89H214V90H216L215 88H217V87H220V88H217L218 90H220L221 89V91L223 92V89L224 88H226L225 86H224V88L222 87V85H225V84H231V85H233V88L235 89V92L236 93H243L244 91H245V89H246V86H249L250 84H252V83H250L251 81V78H253L252 77V72L251 71H253L254 72V70H251L252 68H249L248 69V73H250L251 75V77L250 76H248V74L246 73V71L243 69L244 67H242V68H239V66L237 67V66H234V65H232L231 64V66L228 64V65H226V63H224ZM247 64V63H246ZM250 64V63H249ZM41 65H43V64H41ZM81 65V64H80ZM204 65H206V64H204ZM252 65V64H251ZM258 65H256L257 67H259V69H260V67H262L263 69H264V64H261V66H258ZM263 65V66H262ZM28 65H25V67H22V68H26ZM50 66V65H49ZM81 66H84V65H81ZM207 66V65H206ZM219 66H220V64H219ZM253 66V65H252ZM251 66V67H252ZM29 67H31V62H30V66ZM42 67V66H41ZM45 67V66H44ZM102 67V66H101ZM174 67V66H173ZM201 67V66H200ZM204 67V66H203ZM202 67V68H203ZM245 67H246V65H245ZM53 68V67H52ZM107 68V69H106ZM256 69V67H253V69ZM26 69H30V68H26ZM32 69V68H31ZM39 69V68H38ZM46 69V68H45ZM48 69V68H47ZM51 69V68H50ZM55 69V68H54ZM142 69V70H143ZM183 69H181V70H183ZM191 69V68H190ZM190 69H189V71H190ZM196 69V72H197V70H198V68H195ZM263 69H260L261 71V75H259V77L258 78H260V76H261V78L260 79H258L257 77H256V79L257 80H262V76H263ZM6 70V69H5ZM32 70H34V69H32ZM102 70V69H101ZM114 70H115V68H114ZM143 70V71H144ZM174 70V69H173ZM247 70V69H246ZM249 70H251V71H249ZM257 70H258V68H257ZM27 72H28V70H26ZM35 71V70H34ZM41 71V70H40ZM46 71V70H45ZM47 71H49V70H47ZM51 71V70H50ZM263 71V72H262ZM3 72V71H2ZM33 72V71H32ZM38 72V71H37ZM117 72V71H116ZM139 73L137 74V75H139L140 74V71H138ZM156 72V73H155ZM164 72V73H163ZM182 72V71H181ZM190 72H195L194 70L193 71H190ZM190 72H189V75H190ZM198 72H199V70H198ZM257 72V71H256ZM259 72V71H258ZM39 73V72H38ZM42 73H44V72H42ZM51 73V72H50ZM133 73V74H132ZM147 73V72H146ZM152 73V74H153ZM159 73V74H160ZM171 73V72H170ZM184 73H186V75H187V73H188V71L186 72H184ZM183 73V74H184ZM44 74H46L47 75V73L45 72ZM52 74V73H51ZM135 74V75H134ZM151 74V75H152ZM159 74H158V76H159ZM178 74V73H177ZM197 74H194L193 73V75H197ZM257 74V73H256ZM255 74V72H254V74L253 75H256ZM16 75V74H15ZM39 75H40V73H39ZM38 75V76H39ZM132 75H133V77H132ZM150 75V74H149ZM161 75V74H160ZM166 75V74H165ZM170 75H172V77H173V75L174 74H170ZM193 75H191V76H193ZM49 76V75H48ZM155 76V75H154ZM164 76V75H163ZM167 76H169V74H167ZM165 77V78H169L170 79V77ZM180 76V75H179ZM178 76V77H179ZM190 76V77H191ZM50 77V76H49ZM112 77V76H111ZM114 77V76H113ZM139 77V76H138ZM142 77V76H141ZM174 77H177V75L175 74V76ZM181 77H183L182 75H181ZM187 77V78H186ZM188 77L189 76H185V79H188ZM189 77V78H190ZM39 78H43V76L42 77H39ZM53 78V77H52ZM107 78H109V76L107 77ZM144 78H146L145 76H144ZM151 78V77H150ZM150 78H148L149 80L148 81H150ZM155 78V77H154ZM154 78L153 79H151L152 81H150V82H152L153 84H154V81H155V84L157 85V84H159L160 86H161V84H166V83H168V81L167 82H165L166 80H164V82L165 83H161V82H159V83H156L157 82V77H156V79L154 80ZM160 78V77H159ZM163 78V77H162ZM180 78V77H179ZM6 79V78H5ZM46 79H47V77H46ZM51 79V78H50ZM56 79V78H55ZM54 79V80H55ZM113 79H115V78H113ZM112 79V80H113ZM143 79V78H142ZM168 79V80H169ZM172 79V78H171ZM170 79V80H171ZM173 79H178V78H173ZM183 79V78H182ZM191 79V78H190ZM193 79V78H192ZM197 79V80H196ZM11 78H10V82H11ZM14 80H15V78H14ZM18 80V79H17ZM43 80H44V78H43ZM52 80V79H51ZM134 80V81H135ZM145 80V79H144ZM161 80V79H160ZM180 80H181V78H180ZM202 80H203V86L201 85V82H202ZM255 80V78H253V81ZM256 80V81H257ZM42 80H40V82H41ZM56 81V80H55ZM107 81V80H106ZM105 81V82H106ZM108 81L110 82V79H108ZM133 82V84H132V82ZM147 81V82H148ZM163 81V80H162ZM194 81V82H195ZM6 82V81H5ZM9 82V81H8ZM15 82H18V81H15ZM95 82V81H94ZM104 82V83H105ZM113 82H114V80H113ZM136 82V81H135ZM144 82H146V81H144ZM177 82H178V80H177ZM255 82V81H254ZM51 83H54V81L53 82H51L50 80H46V87L48 88V89H53V87H52V85H51ZM103 83V82H102ZM112 83V82H111ZM117 83V82H116ZM116 83H114V84H116ZM161 83V84H160ZM176 82L174 81V84H175ZM189 83V82H188ZM196 83V84H197ZM250 83V84H249ZM260 83V82H259ZM259 83H257V84H255V86L257 85H259ZM264 83V82H263ZM12 84H15V83H13V81L11 82V85ZM19 84H20V82H19ZM58 84V83H57ZM93 84V83H92ZM91 84V85H92ZM113 84V83H112ZM112 84H110V85H112ZM135 84V85H134ZM140 84H144L143 82L141 83L140 82ZM146 85H147V83H145ZM144 84V85H145ZM151 84V83H150ZM173 84V83H172ZM173 84V85H174ZM177 84V83H176ZM179 84V83H178ZM184 84V83H183ZM191 84V83H190ZM194 84V83H193ZM197 84V85H198ZM254 84V83H253ZM6 85V84H5ZM16 85V84H15ZM95 85H97L96 83H95ZM105 85V84H104ZM107 85V84H106ZM105 85V86H106ZM118 85H120V84H118ZM117 85V86H118ZM143 85V86H144ZM149 85V84H148ZM155 85V86H156ZM159 85L158 86H156L157 88L159 87ZM170 85V84H169ZM172 85V90H181V88L180 89H178V85L176 86L177 87V89H173L174 88V86ZM182 85V84H181ZM186 87H188V86H190V85H187V84H184ZM197 85H194V86H197ZM262 85V84H261ZM10 86V85H9ZM8 86V87H9ZM12 86H14V85H12ZM17 86H18V84H17ZM56 86H58V85H56ZM92 86H94V84L92 85ZM98 86H100V85H97V87ZM113 86V85H112ZM121 86V85H120ZM193 86V85H192ZM11 87V86H10ZM19 87V86H18ZM86 87H88V86H86ZM85 87V88H86ZM91 87V86H90ZM101 87V86H100ZM103 87V86H102ZM107 87V86H106ZM110 87V86H109ZM116 87V86H115ZM140 87V86H139ZM142 87V86H141ZM163 87V86H162ZM182 87V86H181ZM185 87V88H186ZM205 87V86H204ZM207 87V86H206ZM260 86H258V88H259ZM14 88V87H13ZM55 88V87H54ZM91 88H93V87H91ZM99 88V87H98ZM112 88H114V87H112ZM117 88H119V87H117ZM122 88V87H121ZM121 88H119V89H121ZM137 88V89H136ZM144 88V87H143ZM143 88L141 89V92H142V90H143ZM154 88V89H153ZM184 88V87H183ZM197 88V87H196ZM207 88H209V90H211L210 89V87H207ZM223 88V89H222ZM230 88H232V86L230 87ZM229 88V89H230ZM252 88V87H251ZM262 88H264L263 86H262ZM12 89V88H11ZM88 89V88H87ZM96 89V88H95ZM100 89V88H99ZM148 89H150L149 87H148ZM151 89H153V90H155V87H153L152 86V88ZM150 89V90H151ZM166 89V88H165ZM193 89H194V87H193ZM198 89H200V88H197V91L196 92H198ZM205 89V88H204ZM227 90H228V88H226ZM253 89V88H252ZM259 89H261V87L259 88ZM258 89V90H259ZM15 90V89H14ZM94 90V89H93ZM100 90H102V88L100 89ZM104 90V89H103ZM125 90V91H126ZM144 90H147L146 88L144 89ZM153 90H151V91H153ZM169 90V89H168ZM182 90H184V89H182ZM218 90H216L217 91V93H218ZM225 90V89H224ZM246 90H248V89H246ZM263 90V89H262ZM262 90H259V92L260 91H262ZM8 91H9V89H8ZM13 91V90H12ZM131 91V90H130ZM148 91V90H147ZM147 91L145 92L146 94H147ZM170 92H171V96H176L177 94H175V93H173V92H175V91H171V90H169ZM177 91V93H178V95H179V92ZM199 91H201V90H199ZM206 91V90H205ZM220 91V92H221ZM226 91V90H225ZM230 91H231V89H230ZM233 91V93H234V90H232ZM249 91V90H248ZM248 91H246L247 93L246 94H244V96H245V98L246 97H248L247 95H251V93H249ZM257 91V90H256ZM11 92V91H10ZM13 92H15V91H13ZM90 92V91H89ZM101 92V91H100ZM120 92H121V90H120ZM122 92H123V89H122ZM189 92H190V90H189ZM203 92V91H202ZM212 92V91H211ZM222 92H221V94H222ZM251 92V91H250ZM252 92H253V90H252ZM263 92H264V90H263ZM263 92H261V94L263 95L264 93ZM96 92H94V93H92V94H95ZM102 93V92H101ZM125 93V96L123 97L122 96V98L124 99L125 97H129V99L130 100H132V99H134V101L133 102H135V101H137V96L136 97H134V98H132L133 96H134V94H131L130 95V93L129 92H124ZM144 93V94H145ZM181 93L182 94H184L183 93V91H181ZM187 93V92H186ZM213 93V92H212ZM211 93V94H212ZM214 93H216V92H214ZM213 93V94H214ZM216 93V94H217ZM253 93H255V89H254V92ZM252 93V96L254 95ZM257 93L258 92H256V96L257 97H259V95L261 96V94H258L257 95ZM14 94V93H13ZM91 94V95H92ZM123 94V93H122ZM149 94V93H148ZM150 94H151V92H150ZM196 94V93H195ZM200 94H201V92H200ZM204 94V93H203ZM202 94V95H203ZM220 94V96H222ZM235 94V93H234ZM101 95V94H100ZM98 96L97 98H99V97H101V96ZM136 95H141L140 93L139 94H136ZM163 95V94H162ZM169 95V96H170ZM181 95V94H180ZM190 95H192L191 94V92H190ZM199 95V94H198ZM201 95V96H202ZM205 95V94H204ZM209 95V94H208ZM207 94H206V96L205 97H210V99H211V96H208ZM218 95V94H217ZM226 95V94H225ZM241 95V94H240ZM243 95V94H242ZM241 95V96H242ZM8 96H10V94L8 95ZM15 96V95H14ZM14 96H12V97H14ZM132 96V97H131ZM142 96H144L143 94H142ZM141 96V98H143ZM146 96V95H145ZM145 96H144V99H145ZM152 96V95H151ZM171 96H170V98H171ZM173 96V97H174ZM184 96V97H183ZM182 96V99L183 98H187V96H186V94L185 95H183ZM186 96V97H185ZM214 96H215V94H214ZM239 96V95H238ZM238 96H236L237 98H238ZM244 96H242L241 98H242V100H244ZM251 96V98H252V100H253V97ZM255 96V95H254ZM11 97V98H12ZM139 97V96H138ZM168 97V96H167ZM173 97L171 98V100L173 99ZM189 97H191V96H189ZM196 97L199 99V97L200 96H197L196 95ZM216 97V96H215ZM215 97H214V99H215ZM223 97V96H222ZM225 97V96H224ZM257 97H254L255 98V102L256 101H262L261 99L263 98L262 96V98L260 97V99L259 100H256V98ZM103 98V97H102ZM111 98V97H110ZM109 98V99H110ZM132 98V99H131ZM136 98V99H135ZM140 98V97H139ZM147 98H149V96H147ZM170 98H168L169 100H170ZM175 98H178V96H176ZM181 98V97H180ZM191 98H194L193 97V95H192V97ZM197 98H196V100H197ZM221 98V97H220ZM226 98H228L227 97V95H226V97L224 98V99H226ZM235 98V97H234ZM234 98H233V100H234ZM240 98V97H239ZM81 99V98H80ZM128 98H126V100H127ZM150 99V98H149ZM152 100H153V98H151ZM150 99V101L149 102H151L152 100ZM188 99V98H187ZM201 99V98H200ZM206 99V98H205ZM212 99H213V97H212ZM217 99V98H216ZM218 99H219V97H218ZM222 99V98H221ZM229 99H230V97H229ZM247 99V98H246ZM11 100V99H10ZM95 100V99H94ZM99 100V99H98ZM125 100V101H126ZM143 100V99H142ZM174 100H176V99H174ZM174 100H172V101H174ZM179 100V98L177 99V101ZM184 100V99H183ZM195 100V98H194V100H193V102L194 101H196ZM201 100H203V99H201ZM232 100V98L230 99V101ZM232 100V101H233ZM235 100H237V99H235ZM263 100H264V98H263ZM101 101V100H100ZM103 101V100H102ZM124 101V100H123ZM124 101V102H125ZM145 101V100H144ZM154 101V100H153ZM152 101V102H153ZM176 101V102H177ZM188 101H189V99H188ZM190 101H192V100H190ZM190 101L189 102H187L186 100H185V103L187 102V103H189V104H191L190 105V107H192V105H193V102H191L190 103ZM202 102V101H200V100H197V102ZM207 101V100H206ZM214 101H216V100H214ZM220 101V100H219ZM231 101V102H232ZM240 100H238V102H239ZM94 102V101H93ZM96 102H99V101H96ZM128 101H126V103H127ZM139 102V99H138V101H137V103ZM140 102H141V99H140ZM151 102V103H152ZM166 102V101H165ZM175 102V101H174ZM179 102V101H178ZM181 102H183L184 103V101H180V103ZM234 102V101H233ZM237 101H236V103H238ZM243 102V101H242ZM242 102H241V105H244V104H242ZM246 100H245V104H246ZM254 102V103H255ZM258 102H256V103H258ZM126 103H124V107H125V109H129L130 108V113H132L133 111H132V109H131V107H127L126 108V106L127 105H125ZM136 103V102H135ZM143 103V102H142ZM141 103V104H142ZM145 103L146 102H144V105H145ZM154 103H155V101H154ZM153 103V104H154ZM180 103H176L175 105H178V106H180ZM186 103V104H187ZM195 103V102H194ZM216 103H218V102H216ZM240 103V102H239ZM238 103V104H239ZM247 103H249V101L247 102ZM253 103V102H252ZM9 104V103H8ZM99 104V103H98ZM128 104H130V103H128ZM132 104V103H131ZM140 104V103H139ZM140 104V105H141ZM147 104V103H146ZM153 104H151V105H153ZM183 105L182 103H181V107L183 106H185L184 107V109H182V110H184L183 112H184V114H185V110L188 108L189 109V107H186V106H189L188 104L187 105ZM196 104H198V103H196ZM219 104H221V102L219 103ZM219 104H217V106L219 105ZM228 104V103H227ZM12 105V104H11ZM143 105V106H144ZM156 105V104H155ZM165 105H167V104H165ZM222 105V104H221ZM221 105H220V107H221ZM230 105V104H229ZM228 105V106H229ZM232 105V104H231ZM233 105H235V103L233 104ZM248 105V104H247ZM251 104H249V106H247V107H250L251 108V106H250ZM261 105H263L262 107L264 108V104L263 103H261ZM123 106V105H122ZM137 106V105H136ZM149 106V105H148ZM160 105H158V107H159ZM178 106H176V107H178ZM194 106V105H193ZM224 106V105H223ZM222 106V107H223ZM226 104H225V107H224V109L226 108ZM10 107V106H9ZM155 107H157V105L155 106ZM154 107V108H155ZM157 107V108H158ZM160 107H162V106H160ZM159 107V108H160ZM181 107H180V110H181ZM197 108H198V105L196 106ZM195 106L193 107L194 109L196 108ZM219 107V108H220ZM221 107V108H222ZM232 107V106H231ZM234 107V106H233ZM235 107H237L236 105H235ZM240 107V106H239ZM243 107V106H242ZM252 107H253V105H252ZM256 107V106H255ZM262 107H261V109H262ZM122 108V107H121ZM186 108V109H185ZM245 108V107H244ZM13 109H14V107H13ZM12 109V110H13ZM141 109H143L144 110V108H141ZM162 110H163V108H161ZM165 109V108H164ZM177 109V108H176ZM179 109V108H178ZM194 109L192 110V109H190L189 111L190 112H192V111H194ZM228 109H230V108H228L227 107V110ZM17 110H19V108L18 109H16V111ZM117 110V109H116ZM134 111H136L137 110V108L134 106V109H133ZM138 110L140 111V109L138 108ZM143 110H142V112H143ZM158 110V109H157ZM166 111L168 110V109H165ZM164 110V111H165ZM192 110V111H191ZM196 110V109H195ZM232 110V109H231ZM234 110V109H233ZM237 110H238V107H237ZM243 110V109H242ZM246 110V109H245ZM244 110V112H246V113H248V110H246L245 111ZM251 110H252V108H251ZM250 109H249V111H251ZM15 111V110H14ZM15 111V112H16ZM20 111V110H19ZM18 111V112H19ZM22 111V110H21ZM25 111V110H24ZM27 111V110H26ZM25 111V112H26ZM33 111V110H32ZM52 111H54V110H52ZM61 111V110H60ZM59 110H58V112H60ZM95 111H97V110H95ZM123 111H124V108H123ZM126 111V110H125ZM158 111H161L160 109L158 110ZM199 111V110H198ZM11 112V111H10ZM48 112H49V110H48ZM56 112V111H55ZM118 112V111H117ZM148 112V111H147ZM155 112H157V111H155ZM154 112V116H155V113ZM214 112V111H213ZM235 112H236V110H235ZM238 112H240L239 110H238ZM244 112H242L243 114H245ZM264 112V111H263ZM11 113H13V111L11 112ZM32 113V112H31ZM42 113V112H41ZM46 113V112H45ZM50 113V112H49ZM51 113H53V112H51ZM93 113V112H92ZM96 113H98V112H96ZM135 113V112H134ZM137 113V112H136ZM135 113V114H136ZM149 113H151V112H149ZM160 115H161V113H162V111L161 112H158ZM168 113H169V111H168ZM167 112H166V114H168ZM176 113H177V110H176ZM179 113V112H178ZM177 113V114H178ZM193 113V112H192ZM198 113V112H197ZM16 114V113H15ZM18 114V113H17ZM20 114H22V113H20L19 112V114H18V116H20ZM26 114V113H25ZM40 114V113H39ZM44 114V113H43ZM48 114V113H47ZM54 114H56V113H54ZM59 114V113H58ZM58 114H56V115H58ZM60 114H62V113H60ZM117 114V113H116ZM133 114V113H132ZM159 114H158V117H159V119H160V116H159ZM162 114H164V112L162 113ZM166 114H164L165 116H167ZM170 114V113H169ZM186 114H190V113H188V112H186ZM229 114V113H228ZM233 114V113H232ZM252 114V113H251ZM10 115H12V114H10ZM31 115V114H30ZM33 115H35V114H33ZM48 115H50V114H48ZM52 115V114H51ZM56 115H54V117L56 116ZM63 115V114H62ZM62 115H60V116H62ZM101 115V114H100ZM162 116L161 118V120H162V122L164 123V121H165V123H166V119L164 120V118H165V116ZM179 115V114H178ZM180 115H181V113H180ZM179 115V116H180ZM188 115L186 116V117H188ZM192 115H194L195 116V114L193 113V114H191V116L189 115V117H190V119H191V121H189V122H191L192 123V120H195V119H192L193 118V116ZM219 115H221V114H219ZM225 115V114H224ZM224 115H222V116H224ZM239 115V114H238ZM241 115V114H240ZM250 115V114H249ZM249 115H247V116H249ZM22 116H24L23 114H22ZM29 116V115H28ZM59 116V115H58ZM157 116V115H156ZM170 116V115H169ZM184 116V115H183ZM237 116V115H236ZM12 117H14V116H12ZM15 117H17V116H15ZM26 117V116H25ZM35 117H37V115L35 116ZM40 117V116H39ZM49 117H51V116H49ZM135 117H138V115H136ZM157 117V118H158ZM164 117V118H163ZM168 117V116H167ZM192 117V118H191ZM243 117V116H242ZM245 117V116H244ZM251 117V116H250ZM10 118V117H9ZM27 118V117H26ZM33 118H34V116H33ZM38 118V117H37ZM43 118V117H42ZM41 118V119H42ZM45 118H46V116H45ZM48 118V117H47ZM56 118V117H55ZM57 118H59V117H57ZM61 118V117H60ZM63 118V117H62ZM134 118V117H133ZM139 118V117H138ZM140 118H144V117H140ZM179 118V117H178ZM181 118V117H180ZM197 118V117H196ZM200 118V117H199ZM198 118V119H199ZM220 118H223V117H220ZM225 118V117H224ZM253 118V117H252ZM252 118H250V119H252ZM14 119V118H13ZM12 119V120H13ZM32 119V118H31ZM34 119H36V118H34ZM52 120H53V118H51ZM169 119V118H168ZM184 118H182V120H183ZM189 119V120H190ZM206 119V118H205ZM218 119V118H217ZM226 119V118H225ZM11 120V119H10ZM19 120H21V118L19 119ZM36 120H39V119H36ZM52 120H50L51 122H52ZM56 120V119H55ZM55 120H53V121H55ZM58 120V119H57ZM63 120H64V118H63ZM80 120V119H79ZM104 120V119H103ZM119 120V119H118ZM136 120V119H135ZM161 120H158V121H160L161 122ZM164 120V121H163ZM186 120V119H185ZM187 120H188V118H187ZM202 120V122H203V120L204 119H201ZM9 121V120H8ZM18 121V120H17ZM44 122H46L45 121V119L43 120ZM60 121V120H59ZM77 121V120H76ZM90 121V120H89ZM98 116H95V119H94V122H93V125H92V129L90 128V130H91V133H96L97 134V132H99V130H100V127H99V123H98ZM145 121V120H144ZM147 122L149 121V120H146ZM169 121V120H168ZM168 121H167V123H168ZM180 121V120H179ZM205 121H207V120H205ZM35 121H33V123H34ZM37 122H39V121H37ZM43 122V123H44ZM51 122H50V124H51ZM78 122V121H77ZM159 122V123H160ZM161 122V123H162ZM187 122V121H186ZM194 122H196V121H193V125L195 124L196 125V123H194ZM219 122V121H218ZM222 123H223V120L221 121ZM220 122V123H221ZM230 124H231V122L230 121H228ZM227 122V123H228ZM12 123V122H11ZM28 123H30V122H28L27 121V124ZM40 123V122H39ZM54 123V122H53ZM62 123V122H61ZM124 123V122H123ZM155 123H157V122H155ZM160 123V124H161ZM164 123V124H165ZM183 123V122H182ZM199 123H201V121H199V122H197V124L199 125ZM206 123V122H205ZM205 123H203L202 124V127L205 125ZM16 124V123H15ZM19 124H20V121H19ZM31 124V123H30ZM47 124H48V121H47ZM63 124V123H62ZM61 124V125H62ZM68 124H70V123H68ZM68 124H66L65 123V125L67 126ZM171 124V123H170ZM178 124V123H177ZM176 124V125H177ZM190 124V123H189ZM219 124V123H218ZM246 124V123H245ZM249 124V123H248ZM247 124V125H248ZM18 125V124H17ZM35 125H37V124H35ZM41 125V124H40ZM53 125V124H52ZM59 125H60V123H59ZM59 125H57V126H59ZM61 125H60V128L58 129L57 127V131L59 130V132L60 131H62V133H64L63 131L65 130H60V129H62L61 128ZM71 125V124H70ZM77 125V124H76ZM106 125V124H105ZM153 125H154V123H153ZM167 125V127L170 129V127H169V125L168 124H166ZM165 125V126H166ZM195 125L193 126V128H195ZM223 125V124H222ZM226 125V124H225ZM229 125V124H228ZM227 125V126H228ZM250 125H253V124H250ZM10 126H13V125H10ZM18 126H21V125H18ZM23 126V125H22ZM21 126V127H22ZM24 126H27V125H24ZM29 126H31V125H29ZM29 126H27V129H28V127ZM45 126V125H44ZM63 127H65L64 125H62ZM88 126V125H87ZM102 126V125H101ZM104 126V125H103ZM102 126V127H103ZM171 126V125H170ZM175 126V125H174ZM173 126V127H174ZM190 126H191V124H190ZM254 126V125H253ZM32 127V126H31ZM37 127V126H36ZM49 127H50V125H49ZM49 127H47V129L49 128ZM53 127V126H52ZM107 127V126H106ZM106 127L104 128V130L106 129ZM167 127H165V128H167ZM172 127V126H171ZM178 127V126H177ZM184 128H185V126H183ZM192 127V126H191ZM190 127V131L192 132L193 130H191L192 128ZM199 126H197V128L196 129H198L197 131H196V134H197V132L199 131V128H198ZM230 127H232L231 125H230ZM234 127H235V125H234ZM250 128H252L251 126H249ZM12 128V127H11ZM17 128V127H16ZM41 128H42V125H41ZM44 128V127H43ZM66 128V127H65ZM72 128H73V126H72ZM161 128V127H160ZM189 128V127H188ZM221 128V127H220ZM233 128V127H232ZM0 129H1V127H0ZM2 129H4V128H2ZM17 129H19V128H17ZM31 129V128H30ZM37 129V128H36ZM45 130H46V127L44 128ZM50 129V128H49ZM66 129H69V127L68 128H66ZM70 129H71V127H70ZM69 129V130H70ZM168 129V130H169ZM179 129V132L177 131V132H173L172 133V131H166V132H168L167 134V138L168 139H165V142H167V143H170V139H171V136L174 138V142H177V140L176 139H179V141L180 142H182V141H184L185 139H184V137L183 138H179V135H181V136H183L182 134V132H180V130L181 129H183L182 127H181V129H180V127L178 128ZM177 128H176V130H178ZM186 129V128H185ZM201 129V128H200ZM236 129V128H235ZM234 128H233V130H235ZM25 130V129H24ZM52 130V129H51ZM103 129H101V131H102ZM109 130V129H108ZM165 130H167V129H165ZM171 130H175V129H173V128H171ZM204 130V127H203V129L201 130V131H203ZM232 130V129H231ZM240 130V129H239ZM11 131V130H10ZM13 131V130H12ZM14 131H16V129L14 130ZM21 131V130H20ZM19 131V132H20ZM48 131V133L50 132L49 130H47ZM55 131V130H54ZM100 131V132H101ZM106 131V130H105ZM110 131V130H109ZM108 131V132H109ZM182 131V130H181ZM188 131V134H189V130H187ZM200 131V132H201ZM225 131H226V128H225ZM228 131V130H227ZM238 131V130H237ZM27 132V131H26ZM25 132V133H26ZM51 132H53V131H51ZM104 132V131H103ZM103 132H101V133H103ZM165 132V133H166ZM171 132V133H170ZM183 132H185L186 133V130L184 131V129H183ZM194 132V131H193ZM204 132V131H203ZM233 132V131H232ZM11 133V132H10ZM9 133V134H10ZM18 133V132H17ZM22 133V132H21ZM61 133V134H62ZM74 133V132H73ZM105 133V132H104ZM110 133V132H109ZM112 133V132H111ZM110 133V134H111ZM164 133V132H163ZM162 133V134H163ZM163 134L164 136L166 135V134ZM171 134V136H170V134ZM182 133V134H181ZM184 133V134H185ZM4 133H2V136H7V135H9V134H7V132L3 135ZM15 134V133H14ZM18 134H20V133H18ZM23 134H24V132H23ZM52 134V133H51ZM51 134L49 135H47V132L45 133V131H38V129L37 130H35L34 128H33V131H31V132H27L25 135H24V139L23 140H21V142L19 141V143H21L22 144V146H23V148H24V154L26 155V157L24 156V158L25 159H23V162L20 160H18V159H16V156H17V154L19 153L20 154V152H15L16 153V155H14L13 157H12V155H11V157H9V158H6V157H4L3 155H0V223H2V224H5V225H7V226H9V227H11V229L13 230V228H18V229H20L21 231L23 230H38L37 232L40 234H44V235H47V236H51V235H53V236H55V235H70V234H73V233H85V234H89V233H91V232H93L94 230H97L98 229V227L99 226H101V224H99V222L101 221L102 222V220L101 219H97L98 217L100 218H106V215H108L109 217H111L112 215H109V213L107 214L106 212H109L108 210H111L112 211V207H113V212H112V214L113 213H115L116 214V216H118L120 219H121V221H122V223H124V224H128V225H130L131 226V228L130 227H128L129 229H132V231H138V232H140V233H142V232H144V231H147V230H145L147 227L149 228V226H148V224H146V225H142V223H140L141 221H144L145 223H148L149 221L147 220V219H150L151 220V218L152 217H154L155 215H157L158 214V217H160L161 216V218H162V220L165 222V224L167 223V224H171V225H173V223H174V225H175V223L176 222H178V224L180 225H182V223H180V221H186V223L187 222H196V221H199V219L201 220V218L204 216H206V214H207V212L205 213V208H206V206L207 205H209V204H206V205H203L201 202H204V200L202 201V199L204 198L205 199V202H210V204L212 205V206H210V207H214L215 208V206L216 207H218V205H224V202H226L225 200H232V202L235 204V205H237V204H253V201L255 200V197L257 196H259V195H257V193H256V190H257V188L255 187V185H257V184H255V181L256 182H261V179L259 180L258 178L259 177H257V179H258V181H257V179H256V174H258V176L261 174V170L262 169H260V168H263L262 167V162H264V160L263 161H261L260 159H259V164H258V161L256 162V164H258L259 166L261 165V167L260 168H257V171H258V169H260L258 172L260 173H256L255 172V170L254 169H256V168H251L250 166H248L249 165V163H251V162H253L254 163V161L253 160H255V159H252V157H251V162H249L248 161V163H246V162H241L242 164L241 165H243V170L245 171H243L242 170V168H240V172L239 173H242V171H243V173L241 174V175H239L238 173H234V175H232V173L230 174L231 176H235V174H237L238 176L237 177H232V178H234V179H236V183L237 182H239L238 184L239 185H242V187H243V189H244V194H242V195H239L238 194V192L236 193V195L234 194L236 191L232 188L231 190H234L235 192L233 193L232 191H230V192H232L234 195H233V197L232 198H228V199H225V200H216L215 201V199H214V197L212 196V194H211V197L209 196V197H207V198H205V197H203V196H201V197H203L202 199H201V202H199L198 201V199L195 201V202H190V203H195V204H198V202L199 203H201V204H199V206L198 205H195L194 204V206H198V207H196L197 209H194L193 210V208L191 207V205H188V206H190L191 207V209H189L188 208V206L186 205V207H184L183 206V209H182V206L180 207V208H176V204H183V203H189V199H190V191L192 190H189V188H188V186L186 185V187H185V185H184V187L182 188L183 189V191H182V189H181V187H179V184H177L178 185V187L180 188V190L179 189H177L176 188V190H179V191H177V192H179L178 193V195L179 196H175L176 195V191H174L173 189V193L175 192V194L174 195H171V191H170V195L171 196H168V197H166V198H164V196L163 195H165L166 196V193H164V192H167V189H166V185H165V187L163 186L164 185V183L163 182H159V183H157V185L154 183H151V182H153L152 181V179L154 180V178H155V180L157 179V176H159L158 174H160L161 172H159L158 170H154L155 168L156 169H158L157 167H156V165L157 164H159V165H161V167H164L163 165L164 164H162V163H165L166 164V168H167V171H170V167L171 166H174L176 163H178L180 160H181V158H183V157H179V161H178V157L176 158V157H174V155H173V150H176L177 148L176 147H178V146H176V144H174L173 145V143L171 144V145H173V147L171 148H169V147H167V148H169V150H170V153L169 154H166V151L164 152L165 153V157L162 159V158H160L159 157V154H158V156L157 155H150V152H151V150L153 149V148H155V146H156V141L154 140V141H152V140H149V142H144L143 143V146H141V147H139L138 148V150H133L132 152H131V154H126L125 155V157H124V159H123V154H120L121 155V157H120V159H121V163H123V164H128V163H132V164H135V165H140V163L142 164V165H148L150 168H152L154 171H158V174H157V172H156V174L154 173V172H148V173H154L155 174V176L156 177H152V176H154L153 174H151L152 176H149V177H147L146 176V174H148L147 173V171H146V174H145V171H144V169H141V170H139V172L138 173H140L141 175H143L142 177H147V179L149 178V180L151 179V181H149L148 182V184L150 183V184H152L153 186H145V185H143V184H141L140 185V183H139V181H138V185H136V183L134 184V182H131V181H129V178H128V176L127 177H124L123 178V181H122V192H123V194H125V195H134V197H136L135 195H137V199L139 200V202L140 203H142V205H143V209L144 210H140V208L138 209V210H136L137 208H134V205L132 204V203H130V202H128V203H126V208H123V205H122V207L120 206L121 204H119V202L121 201L120 199V201L118 202L117 200H116V198L113 196V192H111L112 190V188H113V186L110 184L109 185V181L112 179V176L109 174V176H110V180H109V177L107 178V176H106V174L105 173H108V172H105L104 171V169H102V168H104L105 167V165L101 168L99 165H97L95 162L94 163H90L89 162V160H88V158H86L85 157V155H84V152L89 148V145H88V141L84 138V135L82 134V132L81 131H78V132H76V134H75V136L74 137H72L71 139H68V140H65V139H61V136L62 135H60V137H58V138H56V135H55V138H54V136H53V138L51 137ZM95 134V135H96ZM100 134V133H99ZM109 134V135H110ZM154 134V133H153ZM200 134V133H199ZM199 134H197V136H199ZM203 134H205V133H203ZM233 134V133H232ZM244 134V133H243ZM16 135V134H15ZM52 135H54V133L52 134ZM57 135H59V134H57ZM103 135V134H102ZM106 135H108L107 134V132H106ZM105 135V136H106ZM193 135V134H192ZM194 135H195V133H194ZM200 135H202V132H201V134ZM227 135V134H226ZM253 135V134H252ZM12 136H13V134H12ZM97 137L96 138H98V135H96ZM101 136V135H100ZM159 136V135H158ZM180 136V137H181ZM190 136V135H189ZM242 136V135H241ZM240 136V137H241ZM8 137V136H7ZM11 136H9L8 138H10ZM15 137V136H14ZM20 138V136H17L16 135V137L15 138ZM94 137V136H93ZM92 137V138H93ZM109 137V136H108ZM112 137V135H110V138ZM192 137H194V139H195V136H192ZM206 137V136H205ZM213 137V136H212ZM247 137L249 138V136L247 135ZM19 138H18V140H19ZM60 138V139H59ZM69 138V137H68ZM95 138V137H94ZM99 138H101V137H99ZM104 138H107V137H104ZM165 138V137H164ZM163 138V139H164ZM190 138V137H189ZM202 138V137H201ZM200 138V139H201ZM223 138V137H222ZM243 138H246V137H242V140H243ZM251 138V137H250ZM5 141L7 140L6 138H3ZM2 139V140H3ZM12 140L14 139V138H11ZM102 139H103V137H102ZM159 139V138H158ZM181 139H182V141H181ZM184 139V140H183ZM199 139V138H198ZM226 139V138H225ZM231 139V138H230ZM1 140V141H2ZM10 140V139H9ZM18 140H17V142H18ZM96 140V139H95ZM106 140V139H105ZM160 140V139H159ZM191 140V139H190ZM196 140H197V138H196ZM195 140V141H196ZM203 140V139H202ZM205 140V139H204ZM216 140V139H215ZM228 140H229V138H228ZM232 140H233V137H232ZM235 140V139H234ZM247 139H245V141H246ZM249 140V139H248ZM251 141H252V139H250ZM250 140H249V142H250ZM14 141V140H13ZM11 142V144L12 143H15V142ZM16 141V140H15ZM102 141V140H101ZM104 141V140H103ZM194 143H195V141L194 140H192ZM192 141L190 142V144L192 143ZM200 142L199 143H201L202 141L201 140H199ZM244 141V140H243ZM3 142V141H2ZM1 142V145H0V147L2 146V144L4 143H2ZM51 142V143H50ZM98 142V141H97ZM100 142V141H99ZM164 142V141H163ZM210 142V141H209ZM240 142V141H239ZM248 141H247V143H245L246 145H248V146H246V147H249V144H252L251 142L249 143ZM184 143L185 144H183L182 146H180L181 148H179L180 149V152L181 151H183L184 152V150H187L188 152H189V149H188V146H189V142L188 141H184ZM203 143V142H202ZM222 143V142H221ZM231 143V142H230ZM249 143V144H248ZM253 143H254V141H253ZM10 144V143H9ZM10 144V145H11ZM164 145L166 144V143H163ZM179 143H177V145H178ZM197 144V143H196ZM204 144V143H203ZM203 144H197L198 146H199V148L201 149V152H202V148L205 146H203L202 148H201V145H203ZM226 144H227V142H226ZM234 144V143H233ZM8 145V144H7ZM158 145V144H157ZM168 144H166V146H167ZM171 145H168V146H171ZM195 145V144H194ZM196 145V146H197ZM212 145V144H211ZM237 146H238V144H236ZM235 145V146H236ZM242 145V144H241ZM253 145V144H252ZM251 145V146H252ZM6 146V145H5ZM15 146V145H14ZM16 146H18L17 144H16ZM19 146H21V145H19ZM165 146V147H166ZM176 146V147H175ZM191 146H192V144H191ZM190 146V147H191ZM195 146V147H196ZM208 146V145H207ZM206 146V147H207ZM250 146V147H251ZM258 146V145H257ZM8 147V146H7ZM209 147V146H208ZM254 147L256 148V146H254L253 145V148H252V150H255L254 149ZM262 147V146H261ZM3 148H5L4 146H3ZM18 149H16V150H18L19 151V147H17ZM166 148V149H167ZM211 147H209L208 149H210ZM213 148V147H212ZM236 148H238V147H236ZM260 148V147H259ZM11 149V148H10ZM9 149V150H10ZM165 149V150H166ZM192 149V148H191ZM207 148L205 149V150H208ZM214 149V148H213ZM230 149H232V148H230ZM242 149H244V148H242ZM258 149V148H257ZM3 150V149H2ZM65 150H68L69 152H71L72 151V154H63V152L65 151ZM194 150V149H193ZM196 150H199V149H197L196 148ZM218 150H219V148H218ZM240 150V149H239ZM246 150H248V149H246ZM260 150V149H259ZM20 151H22L21 149H20ZM168 151V150H167ZM176 151H178V149L176 150ZM190 151H192V150H190ZM204 151V150H203ZM211 151V150H210ZM210 151L208 152V154L207 155H209V153H210ZM214 151V150H213ZM236 151V150H235ZM235 151H234V154H235ZM241 151V150H240ZM9 152H11V151H9ZM12 152H14V151H12ZM50 152L51 153H53V154H56L57 156L55 157V155H53V154H51V156L52 157H55V158H57V160L55 159V161H57V164L55 163V161H54V163L56 164V166H57V168H54V171H55V169H57V170H59L60 171V173H62L61 175H62V179H63V181L65 182H63L64 184H68L69 185V189L68 190H70V192H71V194L73 195L74 194V196H75V198H74V196L73 197H69L68 199L66 198H63V197H61V196H59L57 193H53V189H51V190H53V191H51L50 190V188H52L53 186H49V185H47V184H50V183H46V185L44 184V181H45V179H46V175H47V173H46V175H45V172L47 171V168H49V167H47L46 165H48L47 164V161H48V158H49V155H50ZM182 152V153H183ZM200 152V151H199ZM206 152V151H205ZM205 152L203 153L204 155H205ZM218 152V151H217ZM221 152V151H220ZM239 152V151H238ZM241 152H243V150L241 151ZM247 152V151H246ZM245 152V153H246ZM254 152H258V151H253V153ZM14 153V154H15ZM163 153V154H164ZM176 152L174 151V154H175ZM182 153H179V152H177V154H181V155H186V152H184L183 154ZM250 154H248V155H254L253 153H251V152H249ZM261 153H263V152H260V153H258V155L259 154H261ZM1 154V153H0ZM176 154V155H177ZM190 155H191V153H189ZM195 154V153H194ZM199 154V153H198ZM221 154H223V153H221ZM229 154V153H228ZM232 154V153H231ZM239 154V153H238ZM175 155V156H176ZM201 155H202V153H201ZM210 155H212V154H210ZM209 155V156H210ZM236 155V154H235ZM234 155V158L237 156H235ZM243 155V154H242ZM246 155V154H245ZM257 154H255L254 156H256ZM9 156V155H8ZM7 156V157H8ZM19 156V155H18ZM23 156V155H22ZM164 156V155H163ZM187 156V155H186ZM192 156V155H191ZM191 156H189V158L191 159V160H193L192 159V157ZM194 156V155H193ZM217 156V155H216ZM219 156V155H218ZM222 156V155H221ZM244 156V155H243ZM161 157H162V155H161ZM201 158H202V156H200ZM203 157H205V156H203ZM210 157H212V156H210ZM240 157L241 156H239L238 158H236L239 162L244 158V157H242L241 158V160H240ZM246 157V156H245ZM258 157V156H257ZM261 157V156H260ZM19 158V157H18ZM51 158V157H50ZM188 158V159H189ZM228 158V157H227ZM248 158H250V157H248ZM247 157L245 158V161H247L246 159H248ZM253 158H255V157H253ZM259 158V157H258ZM209 159V158H208ZM212 159H215L214 157L212 158ZM212 159H210V162H211V160ZM216 159H218V157L216 158ZM224 159V158H223ZM232 159V161H233V157L231 158ZM50 160V159H49ZM183 160H184V158L182 159V162L181 163H183ZM191 160H189V161H191ZM206 160V159H205ZM219 160V159H218ZM244 160V159H243ZM249 160V159H248ZM258 160V159H257ZM53 161V160H52ZM163 161H165V162H163ZM206 161H209V160H206ZM213 161V160H212ZM231 161V160H230ZM236 161V160H235ZM235 161H233V164L235 163ZM238 161H236V162H238ZM186 162L187 161H185L184 160V163L186 164ZM192 162V161H191ZM215 162H216V160H215ZM221 162H223V161H221L220 160V164H221ZM224 162H226V161H224ZM228 162V161H227ZM261 162V163H260ZM181 163H179L181 166H182V164ZM195 163V162H194ZM207 163V162H206ZM205 163V164H206ZM218 163V162H217ZM228 163H230V162H228ZM232 163V162H231ZM49 164H50V162H49ZM102 164H103V162H102ZM191 164V163H190ZM232 164V165H233ZM248 164V165H247ZM255 164V165H256ZM188 165H189V163H188ZM192 165V164H191ZM195 165H197V164H195ZM213 165H217V164H213ZM224 165H225V163H224ZM227 165V164H226ZM226 165L224 166L225 167V169L227 170V168H226ZM236 165H238V164H236ZM240 165V164H239ZM240 165V166H241ZM245 165H247V166H245ZM250 165H252V164H250ZM254 165V164H253ZM264 165V164H263ZM29 166H32V169H31V174H29L27 171L28 170H30V169H27V171L25 170L26 169V167L28 168ZM50 166H52V165H50ZM88 168H87V167ZM102 166V165H101ZM119 166H121V165H119ZM123 166V165H122ZM206 166H209L208 164H206ZM205 166V167H206ZM215 166H213V168L215 167ZM231 166V165H230ZM230 166L228 165L227 167H229L228 169H231L230 168ZM235 166V165H234ZM233 166V167H234ZM174 167H178V165L176 166H174ZM173 167V168H174ZM180 167V166H179ZM179 167L177 168L178 170H179ZM194 167V166H193ZM197 167V166H196ZM220 167V166H219ZM224 167H222V169L224 168ZM232 167V168H233ZM237 167L238 166H236V170H239V169H237ZM252 167H254V166H252ZM257 167V166H256ZM30 168V167H29ZM165 168V169H166ZM172 168V169H173ZM176 168L174 169V170H176ZM181 168V167H180ZM195 168V167H194ZM210 168V167H209ZM119 169V168H118ZM122 169V168H121ZM126 169V168H125ZM159 169H160V167H159ZM171 169V170H172ZM188 169H189V167H188ZM220 169V168H219ZM225 169H223V171L225 170ZM46 170V171H45ZM123 170V169H122ZM128 170V169H127ZM135 170V169H134ZM182 170H184V168L182 167ZM190 170H193L192 168L191 169H189V171ZM206 170V169H205ZM225 170V171H226ZM236 170H233V171H236ZM49 171V170H48ZM47 171V172H48ZM53 171V170H52ZM108 171V170H107ZM111 171V170H110ZM120 171V170H119ZM118 171V172H119ZM125 171V170H124ZM166 171V172H167ZM173 171V170H172ZM189 171H186L187 173H189ZM194 171V170H193ZM211 171V170H210ZM213 171V170H212ZM217 170L215 169V172H216ZM228 171V170H227ZM264 171V170H263ZM30 172V171H29ZM51 172V169H50V171L48 172V173H50ZM135 172V171H134ZM175 172H177L178 173V175H179V172H181V171H175ZM184 172V171H183ZM186 172H184L182 175H184L185 176V179H186V181L188 180V182L189 183H191V182H193V181H191L190 182V179L189 178H191V177H189V174H186ZM196 172V171H195ZM194 172V173H195ZM198 172V171H197ZM229 172H232L231 170L230 171H228V174H229ZM236 172H238V171H236ZM52 173V172H51ZM50 173V174H51ZM53 173H55V172H53ZM58 172H56V174H57ZM163 173H165V172H163ZM170 173V172H169ZM168 173V179H166V184H168L167 182H168V180H169V177L171 176L170 174ZM172 173V175H173V172H171ZM193 173V174H194ZM201 173V172H200ZM207 173V172H206ZM210 173V172H209ZM209 173H208V175H209ZM213 173H214V171H213ZM226 174H227V172H225ZM59 174V173H58ZM57 174V175H58ZM119 174V173H118ZM134 174H135V176H134ZM134 174H132L131 176L133 177L134 176V178L136 177V172L134 173ZM162 174V173H161ZM175 174V173H174ZM197 174L198 173H196V174H194V175H196V178H198L197 177ZM202 174V173H201ZM215 174V173H214ZM226 174H225V176H223L224 178L223 179H225V177H226ZM227 174V175H228ZM263 174V173H262ZM145 175V176H144ZM167 175V174H166ZM177 175V174H176ZM175 175V176H176ZM200 175V174H199ZM204 175V174H203ZM218 175H221L220 174V172H219V174ZM223 175V174H222ZM49 176V175H48ZM48 176H47V178H48ZM52 176H54L53 174H52ZM56 176V175H55ZM121 176V175H120ZM139 176L140 175H138V178H139ZM162 176V175H161ZM174 176V175H173ZM179 176H181V174L179 175ZM190 176H191V174H190ZM205 176L207 177V175L205 174ZM210 176V175H209ZM208 176V177H209ZM230 176V177H231ZM152 177V178H151ZM162 177H164V176H162ZM162 177H160L161 179H162ZM189 177V178H188ZM200 177H203V176H200ZM208 177H207V180H209L208 179ZM216 177H218L217 175H216ZM229 177V180L231 179ZM261 177H262V175H261ZM60 178V179H61ZM165 178H167V176L165 177ZM177 178L178 177H176L175 178V180H176V183H183V182H179V181H177ZM193 179H194V177H192ZM191 178V179H192ZM221 178H222V176H221ZM263 178V177H262ZM59 179V178H58ZM61 179V180H62ZM133 179V178H132ZM136 179V178H135ZM134 179V181L135 182H137V180H135ZM139 179H141V178H139ZM142 179H144V178H142ZM146 179V178H145ZM144 179V180H145ZM145 180V181H148V180ZM179 179H181V177H179ZM201 179V178H200ZM211 179V178H210ZM219 179L220 178H218V181H219ZM159 180V179H158ZM198 180H199V178H198ZM202 180V179H201ZM203 180L205 181L206 179L205 178H203ZM202 180V181H203ZM207 180L205 181V182H207ZM232 180V179H231ZM230 180V181H231ZM47 181V180H46ZM112 181V180H111ZM119 181V180H118ZM141 181V183H142V180H140ZM144 181V182H145ZM160 181V180H159ZM163 181H164V179H163ZM182 181V180H181ZM212 181V180H211ZM232 181H234V180H232ZM116 182V181H115ZM158 182V181H157ZM194 182H195V179H194ZM197 182V181H196ZM215 182H217V180L215 181ZM234 182V183H235ZM112 183V182H111ZM114 183V182H113ZM120 183H121V181H120ZM147 183V182H146ZM145 183V184H146ZM170 183H171V181H170ZM169 183V184H170ZM174 183V182H173ZM199 183L200 182H198L197 184L198 185H196V187L198 186H200L199 185ZM203 183V182H202ZM207 183H209V182H207ZM206 183V184H207ZM231 183H233V182H228V184H231ZM261 183H263V182H261ZM55 184H57V183H55ZM61 184V183H60ZM115 184H117V183H115ZM115 184H113V185H115ZM175 184V183H174ZM206 184H202V185H206ZM213 184V183H212ZM220 184V183H219ZM225 184H227V182L226 183H224V185ZM51 185V184H50ZM67 185V186H68ZM181 185H183V184H181ZM223 185V186H224ZM231 185H233L234 186V184H231ZM259 185H260V183H259ZM48 186H49V188H48ZM57 186V185H56ZM66 186V187H67ZM112 186V187H111ZM168 186V185H167ZM191 186V185H190ZM217 186V185H216ZM219 186V185H218ZM226 186H228V185H226ZM65 187V186H64ZM111 187V189H109ZM115 187V186H114ZM170 187V186H169ZM174 187V186H173ZM192 187H193V185H192ZM195 187V188H196ZM197 187V188H198ZM203 187H208V189L210 188V187H212V186H203ZM215 187V186H214ZM236 187V186H235ZM241 186H240V188H242ZM194 188V187H193ZM199 188H201V186L199 187ZM227 188V187H226ZM229 188V187H228ZM259 188H261V186H259ZM62 189H64V188H62ZM218 189V188H217ZM221 189V188H220ZM263 189H264V187H263ZM65 190H67V189H65ZM65 190H63L64 192H65ZM67 190V191H68ZM116 190V189H115ZM170 190V189H169ZM195 189H193V191H194ZM215 190V189H214ZM238 190H240L239 188H238ZM261 190V189H260ZM62 191V192H63ZM114 191V190H113ZM182 191V192H181ZM208 191H210V190H208ZM224 191V190H223ZM228 191H229V189H228ZM227 191V192H228ZM264 191V190H263ZM262 191V192H263ZM54 192H56V191H54ZM59 192H61L60 190H59ZM61 192V193H62ZM70 192H68V193H70ZM115 192V191H114ZM121 192V191H120ZM121 192V193H122ZM195 192V191H194ZM259 193H260V191H258ZM66 193V192H65ZM161 193H163V197H161ZM182 193V194H181ZM196 194H197V192H195ZM211 193V192H210ZM209 193V194H210ZM217 193H218V191H217ZM217 193H215V196H216V194ZM225 193H226V191H225ZM240 193V192H239ZM116 194H117V191H116ZM181 194V195H180ZM224 194V193H223ZM227 194V193H226ZM230 194V193H229ZM228 194V195H229ZM264 194V193H263ZM263 194H261L260 193V197L263 195ZM167 195H168V192H167ZM195 195V194H194ZM194 195H193V197H194ZM206 195V194H205ZM220 195V194H219ZM222 195V194H221ZM232 195V194H231ZM63 196H64V194H63ZM68 195L66 194V197H67ZM122 196V195H121ZM200 196H199V200H200ZM208 196V195H207ZM218 196V195H217ZM217 196H216V198H217ZM133 197V196H132ZM133 197V198H134ZM192 197V201L194 200V198ZM196 197H198V194H197V196ZM213 197V201H212V203H211V200L210 201H206V199H210V198H212ZM256 197V198H257ZM263 197L264 196H262L261 198H262V200H261V202L263 201V203H264V200H263ZM131 198V197H130ZM128 199V198H127ZM218 199V198H217ZM219 199H221V197L219 198ZM258 199V198H257ZM79 200H81V202L83 201V202H90L91 204H92V206L94 205L96 208H98L100 211H102L103 212V214H104V212H105V217H103V215H101V216H99L98 215V217L96 218V220H94V221H91V220H88V218L87 217H89L90 215H89V210H91V209H87L88 210V213H87V211H85L87 214H88V216L86 217V218H84V216H86V215H84V212H83V215H82V212H80V210H77V208H75V207H77V206H74V208L75 209H73V205H75V204H77V205H79L80 206V204H81V202L78 204V201ZM125 200V199H124ZM259 200V201H260ZM126 201V200H125ZM224 201V202H223ZM257 202H258V200H256ZM255 201V203H257ZM77 202V203H76ZM82 202V203H83ZM232 202H230V203H232ZM89 203V204H90ZM125 203V202H124ZM88 204V203H87ZM227 204V203H226ZM234 204H233V206H234ZM244 204V205H245ZM183 205H185V204H183ZM244 205H243V207H244ZM249 205V206H250ZM260 205H262V203L260 204ZM264 205V204H263ZM262 205V206H263ZM78 206V207H79ZM83 206H84V208H86L85 207V204H83ZM83 206L81 205L80 207L83 209ZM90 207H92L91 205H89ZM93 206V207H94ZM112 206V207H111ZM179 206V205H178ZM193 206V207H194ZM228 206V205H227ZM231 206H232V204H231ZM240 205H238L237 207H239ZM246 206V208L245 209H247L248 207H247V205H245ZM253 207H254V205H252ZM262 206L261 207H259L258 206V204H257V206L256 207H258V209L259 208H261L262 209ZM92 207V208H93ZM94 207V208H95ZM222 208H225V209H227V207H226V205H225V207H223V206H221ZM220 207V208H221ZM89 208V207H88ZM93 208V209H94ZM109 208H111V209H109ZM127 208L131 211V213H129L128 211H126L127 210ZM208 208V207H207ZM213 208V209H214ZM219 208V209H220ZM235 208V207H234ZM233 208V209H234ZM240 208V207H239ZM238 208V209H239ZM244 208H242L241 207V209H244ZM114 209H115V212H114ZM211 209V208H210ZM229 209V208H228ZM253 209V208H252ZM257 209V208H256ZM264 209V208H263ZM85 209H83V211H84ZM95 210H97V209H95ZM209 210V209H208ZM248 210V209H247ZM255 210V209H254ZM148 211L149 213V215H147L146 214V212ZM256 211V210H255ZM95 212V211H94ZM93 212V213H94ZM102 212H101V214H102ZM249 212H250V210H249ZM253 213H254V211H252ZM205 213V214H204ZM90 214H92V213H90ZM94 214H97V213H94ZM99 214V213H98ZM110 214H111V212H110ZM114 214V215H115ZM115 216V217H116ZM132 216H135V217H137L138 219L137 220H140V222H138L137 221V223L136 222H133L132 220H130L131 218H133ZM212 216V215H211ZM91 217H93V218H91ZM96 216L95 215H92V216H90V218L89 219H94ZM109 217H107V218H109ZM107 218H106V222H107ZM114 218V217H113ZM112 218V219H113ZM155 218H157V216L155 217ZM155 218H152V220L153 219H155ZM111 221H110V223H109V221H108V223L109 224H114V223H111L112 221L113 222H115L116 220L115 219H111V218H109ZM108 219V220H109ZM118 219V218H117ZM120 219H118V220H120ZM136 219V218H135ZM202 219H204L205 220V218H202ZM98 220H100V221H98ZM158 220H160L159 218H158ZM207 220V219H206ZM136 221V220H135ZM146 221H148V222H146ZM155 221V220H154ZM153 221V222H154ZM103 222H104V219H103ZM105 222V223H106ZM120 222V221H119ZM108 223H106V225L107 226H110ZM122 223H121V225H117V227H120V226H122L123 227V225H122ZM184 224H186L185 222H183ZM197 223V222H196ZM140 224V225H139ZM153 224V223H152ZM155 224V223H154ZM159 224V223H158ZM167 224H166V226H167ZM177 224V223H176ZM192 224V223H191ZM190 224V225H191ZM99 225V226H98ZM156 225V224H155ZM155 225H153L154 226V228H156L157 227V225L155 226ZM159 225H162V224H159ZM188 225V224H187ZM204 225V224H203ZM4 226V225H3ZM111 226H114V225H111ZM150 226H151V222H150ZM169 226V225H168ZM176 226V225H175ZM189 226V225H188ZM195 226V225H194ZM115 227V226H114ZM159 228V231H160V229H162V228H160V226H158ZM171 227H173V226H171ZM177 227V226H176ZM100 228H102L106 233H109V232H113V230L116 228H114L113 230H112V228L110 227V228H108V227H106V226H104V223H103V227H100ZM124 228V227H123ZM122 228V229H123ZM125 228H126V226H125ZM133 228H134V230H133ZM152 228V227H151ZM153 228V230H156V229H154ZM10 229V228H9ZM102 229H100V230H102ZM117 229V228H116ZM127 229V228H126ZM150 229V228H149ZM157 229V230H158ZM164 229V228H163ZM99 230V229H98ZM124 230V229H123ZM153 230H149L150 232L152 231L153 232ZM116 231H118V229L116 230ZM116 231H114V232H116ZM121 231V230H120ZM158 231V232H159ZM162 231H164V230H162ZM172 231V230H171ZM33 232V231H32ZM36 232V231H35ZM119 232V231H118ZM117 232V233H118ZM122 232V231H121ZM124 232H126V231H124ZM151 232V233H152ZM156 233H157V231H155ZM155 232H154V234H155ZM165 232V231H164ZM95 233V232H94ZM120 233V232H119ZM127 233V232H126ZM129 233V232H128ZM131 233V232H130ZM149 233V232H148ZM161 233H163V232H161ZM169 233V232H168ZM186 233V232H185ZM40 234V235H41ZM113 234V233H112ZM132 234H134V232L132 233ZM145 234H147V232L145 233ZM150 234V233H149ZM153 234V233H152ZM68 235V236H69ZM106 235V234H105ZM108 235V234H107ZM110 235V234H109ZM159 235H160V233H159ZM162 235V234H161ZM166 235V234H165ZM164 235V236H165ZM112 237H113V235H111ZM146 236V235H145ZM149 236V235H148ZM158 236V235H157ZM167 236V235H166ZM165 236V237H166ZM174 236V235H173ZM141 237V236H140ZM168 239V238H167ZM166 240V239H165ZM164 240V241H165Z\"/></svg>", "mask_w": 264, "mask_h": 264}]
</instances>
